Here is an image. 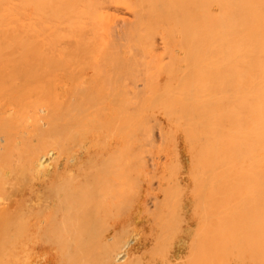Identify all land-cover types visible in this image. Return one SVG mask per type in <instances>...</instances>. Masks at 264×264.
Returning <instances> with one entry per match:
<instances>
[{"label": "bare ground", "instance_id": "obj_1", "mask_svg": "<svg viewBox=\"0 0 264 264\" xmlns=\"http://www.w3.org/2000/svg\"><path fill=\"white\" fill-rule=\"evenodd\" d=\"M2 1L5 2L6 5L5 3L2 4L1 3ZM28 1L24 2V4L30 7L31 2L30 1L28 2ZM12 2L13 0H5V1L0 0V3L2 4V6L0 5V13L3 14L2 11L6 10V6H7L8 10L4 11L6 12L5 15L7 14L9 16L13 15L14 17L15 14L11 15V13L13 12L14 9H16L15 7H19V5H21L20 3L21 1L18 3V6L16 5V2H15V5L13 2V7H12ZM8 3H10L9 5L11 6H8ZM28 3L29 5H27ZM46 3H47L46 6L48 7L47 9H49V10L46 9L47 11H49L47 12L48 14L46 16H49V17L51 16V18H53L52 16L54 15V19L55 18L57 19V20L52 19L54 21L52 22L54 23L53 27L56 26V28L54 30H51L52 29L51 28L47 32L51 30L54 33L56 32L58 27L62 26L61 28L65 27L66 28L65 30H70L69 27H72L71 28L72 32L76 34L75 36L73 34L74 36L73 37L71 36L72 32L70 33L69 31L67 32L64 31L65 33L63 34L67 36L66 38H64L63 36L64 41H66L68 37L70 38L73 37V41L70 42L71 39L68 38L66 42L68 41L69 42L64 43L62 45L60 43L59 45H57L58 43L54 44L55 41L53 40L51 42V44L52 43L53 44L51 45L49 41H47L49 39L44 38V40L47 42H46V45H44L43 50L45 49L44 51L45 54L48 53L49 55L44 54L46 57V60L44 62L42 61L44 63L43 64L44 69L42 65L41 69H43V71L40 69L41 72L39 71V73H41V75L38 73L40 75L38 76L39 77H41L42 75L47 76L46 74H48L50 71H51L49 73L50 75L53 74V72L54 74H56L55 72L60 69V71L57 72L60 75L59 77L58 76L57 77L62 78V80L60 79L62 82L58 78H56L58 79L57 80L58 83L59 82L62 83L61 86H60V83L58 85L55 84V87L56 85L60 86L59 89L62 90V92H56L57 91L55 90L56 88L54 89V91L57 93V94H54L56 95L55 96L56 98L53 95L54 91L49 92L50 94H52V95H49L48 91L45 92L44 90H42L45 92V95L48 94L49 96H51L53 101L55 98V101H56L55 103L57 104V107H59L58 104H60L61 108H59L60 109L59 113L58 114L56 113L57 115L56 121H54L55 119H52L51 117L53 114L52 112L54 110L53 108H56V106L52 105V103L50 105L49 103L51 99L50 100L47 99L49 97L45 95L44 96L47 98L45 97L43 98L46 101L44 104H43L44 100L42 101V104L40 103L42 99L40 101L39 99L42 97L39 96L40 98L38 97L39 99H37V101H39V104H40V105H37L39 107L34 108V106L33 107L30 106L35 109L33 110L29 108L30 110H32V112L28 110L26 106H24L25 104L29 102L23 103L24 104L22 105L23 107L22 106L20 107L17 95L15 97L16 103H14L15 94L13 95L14 100H12L11 99L12 94L9 95L8 93V95L10 96L8 97L10 98V100H12L11 103H14L13 105L14 107L11 106L12 104H8L10 100L7 99L8 100V101L6 100L7 103L4 99L3 100L5 102H2L3 100H0V132L5 130L4 132L7 133L8 135L9 132L6 131V129L9 127V125H11V123L16 122L15 125L18 124L17 125L18 127L16 126L15 128V125H14L12 126V128L13 129L15 128L14 129L15 131L16 129L21 128V130L18 129V132L16 131L17 136L22 138V139L19 138V140L24 142L23 146L28 147L30 150L29 151L27 148H25L27 150H23L22 152H20L21 150L19 151L18 147H16L18 146L17 143H16V146L14 147L12 142L13 143L16 142L14 139L16 136L14 137V135L12 134V133L15 134V131L13 129H11L13 131L11 132L10 130V132H11V138L13 136L14 141L9 140L7 135L5 136V133L4 134L2 133V135L4 136L0 134L1 135L0 140L1 138H4V137H7L8 139L7 140L6 138H4L2 140V143L0 144V148H2L0 149V232L1 231L4 232L5 229H9V228L11 229L10 226H12V223H14L13 221H15L14 219L11 221V218L13 217H15V219L16 218L20 219L21 221L20 223L22 225L21 226L22 227V233H21L22 237L20 239L21 241L17 240L18 244L20 242L19 246L14 244L10 246L0 247V257H3L2 259L4 263L9 264L8 260L11 259L12 257L15 258V254L14 256H12L13 252L19 249V251L22 250L23 252L22 251L21 252L24 253L25 255L26 259L25 258L24 259L26 260V262L25 261L24 262L26 264H137V263L139 264V262H143L144 264H146V262H149L150 264H155L154 260H156L157 257L160 258L161 256L160 253H162L160 251L163 250V247L165 246V245L162 246V244L160 243L157 245H154L156 241L159 240L160 242V240L162 241L165 240L163 241L164 244H167L166 245L167 247L170 245L168 248L164 247V251L167 252L168 251L167 249L171 248V246H173L172 243L175 242V241L170 242L172 241V238H173L172 235L175 236L176 234L175 231L178 228L179 229L181 228L179 230L180 233L177 231L178 238L175 239L177 236L174 238L177 241L176 243H174V246L172 247V249L171 250L169 249L170 250V253L168 252L169 255L167 256L168 253H166L167 257L165 258L166 260V262H164L165 264H196V263L197 264L199 263L200 264H203V263L212 264V262L214 261L213 259L215 258H216V263L214 261L213 264H217V260L221 256L223 258L221 257L220 259L223 262L218 260L220 264H225L226 262H228L226 264H230L233 262V261L231 262V260H234L232 258H235L238 261L240 257L244 256L243 255V252L245 253L244 249L248 251V253L246 252L247 253L246 257L249 254V257H248L249 259L244 257L240 259L238 263L244 264V262L247 260L248 262L246 261L247 262L246 264H264V0H47ZM2 7L4 8L2 9ZM9 7L13 8L11 9L12 11H10ZM9 11L11 13H9ZM38 13H40V10L38 11ZM30 14H33V13L31 12ZM1 17L2 16L0 15V18ZM7 17L8 16H6V20H7ZM28 18L30 19V17ZM2 19L3 17L1 18V20ZM85 20L87 22H84ZM49 21H51V19ZM82 23H87V24L91 23L92 27L89 26L90 32L86 31L88 30V28H86L84 31L80 30V29H83L81 27L82 26L84 27L85 25ZM87 24H86V27H88ZM74 25L76 27L78 26L77 27L78 29L76 27H73ZM74 28H76L77 30ZM79 30L80 32L77 33ZM141 31L145 33L143 34L142 37H140V35H142ZM5 32H6V29H5ZM59 32H61V30ZM86 32L87 34L89 33L88 35L90 36H88L87 34H84ZM97 33L99 34L98 36H96ZM46 34H47L46 36H50L49 33H46ZM61 34H58V36ZM77 34L78 35L82 34V36L81 35L78 36ZM137 35H138V40H140L141 43L138 40H134V39H137L135 38V36ZM13 36L15 35L13 34ZM75 37L76 39H74ZM95 37H98L99 40L98 38H96V44L94 43L95 41H93L94 43L93 44L94 46H93L91 43ZM10 43L12 44L14 43V41ZM25 43L27 42L25 41ZM91 48H94L92 49L93 51L91 50ZM62 56L64 58H66L67 56L68 58L67 60H69L68 62L70 63L72 62L71 65L73 63L75 64L80 63L81 66L79 65L77 67V69L79 70H76L75 64L72 65V68L73 66H75L73 69L70 68L71 65L70 67L66 65L69 67L70 70H68L67 69L68 67L66 66H64L65 67L64 68L62 66L63 65ZM118 56L119 57L122 56L123 58L121 57L120 59L118 58ZM20 57L22 58V54L19 56V59ZM47 57H50V60H48ZM71 57H72V60L77 59L78 61L75 60V62H73L72 60H70ZM30 58L27 59V61L30 60ZM16 61H17V57H16ZM27 61L26 62L24 61V62L27 63ZM6 62L9 65L11 63V62L9 63L8 60ZM20 62L22 63L23 61H20ZM20 62L18 64H20ZM36 63H35V66L38 65V64L36 65ZM48 64H50L51 68ZM57 64H58V69H56ZM140 64L141 66H139L140 67L139 68L138 65ZM157 64H158V67H157L158 70L156 68ZM4 65L5 64H1V66H4ZM23 65L25 64L22 63L21 67ZM39 65L41 67V64ZM142 65H145L148 68L146 69V67L144 66L145 67L144 68ZM33 66H34V63H33ZM35 66L34 67L29 66L31 67L30 70L32 69L31 71L34 72V74L32 73L34 77L31 75L30 73L31 71H29V74L27 71L28 75H26L25 78L22 77L21 74H19L21 76V80L23 81L20 80V76H16L19 78V80H17L18 83L16 84L17 85L20 83L25 84L27 77L29 79H27V82L25 85H27L28 83L30 84L31 81L33 83V81H35L33 80V78H35V76L37 75V71H35V68H37V70L39 68L38 66L37 67ZM135 66L138 67V70L135 69ZM80 67L83 70L80 69ZM86 67H88L87 73H88L89 68L90 70H94L93 72L92 71L89 72L90 76L86 74L89 76V77L86 76L87 80L83 78V76H85L83 75V73L85 74L84 69ZM129 67L130 69H128ZM132 67L134 68V70L132 69ZM141 67H143L142 71L139 70L141 69ZM11 68H9L10 72L13 73L14 75V73L17 70L14 68L16 71L13 69L15 72H12L13 70L11 71ZM123 68L124 70L128 69L127 71L129 70L131 71V72L129 71L131 74L123 71L125 72L124 74H126V77L128 74L130 75V76L128 75V78L130 79V81L128 78L124 77L125 80L128 79L126 83L127 82L130 83L134 80L133 82L135 84L133 82L132 83L135 86H133L134 88H130V90L132 89L130 91V90H127V88L130 87V84L124 85L125 87L127 86L126 89L125 88L122 89L120 85H118V87H120L122 91L119 88L118 89L120 91H118V89L117 90L115 89L118 93L115 94V96L111 94L112 96V99H111V97L109 96H110V93L112 92L107 91L109 90L108 87L110 86L111 83L117 84L119 78L121 80L124 79L122 78L123 76L121 73ZM5 69L6 71L8 70L7 68ZM62 69H64L65 71H62ZM131 69L133 70V72ZM116 70H118V74L117 72H115ZM21 71L23 72V69L21 70L20 68L18 70V73H20ZM144 71H145V74L143 73ZM5 72L4 73L0 72V74L2 73L0 77L3 76L5 78L6 77L5 75H10V74H6ZM136 72H138L139 75H141L140 73H142V77L141 76H140L141 78L137 77L138 73ZM18 73L16 72V74ZM133 74H135L134 78H131V75ZM30 75L32 76V78L30 77ZM114 75H116L117 77L119 76L118 79L115 78ZM11 77L12 76H10V78ZM39 77L37 80H39ZM53 78L51 79V81L53 80ZM6 79L2 78V80H4L2 82H5ZM45 79L48 80V77L47 78L45 77ZM113 79H114V82L112 81ZM116 79L117 81L115 82ZM161 79L164 80L162 81V84H163V85L161 84L162 86H166L167 88L168 85L166 83L170 85L168 86V89L166 88L163 89L160 86L159 90L161 92H163L165 89L166 90L163 93L159 92L160 94H158L157 97L154 95L158 99H160L161 97L160 99L161 102L160 101L158 102V100L153 99L154 96H151V95L155 91H156L155 94L158 93L157 84L159 83L158 81H160ZM9 80L11 82L12 78ZM42 81L45 82V80L43 79ZM124 81L122 80L123 83ZM136 82L140 83L141 85L139 84V87H138L137 86L138 83ZM13 84L15 85V83ZM152 84L153 86L155 85L157 88L153 89V87H151ZM0 85H1L0 87H2V85H5V83L4 84L1 83ZM38 85L39 84H37V87ZM51 85H49V87H51ZM76 86L80 88V91L78 89L74 90V88H77ZM7 87H10V85ZM11 87H12L11 90L14 91L15 88L13 87L15 86L11 85ZM18 87L19 85L16 88L18 89ZM114 87H109V88H110V91L112 90L113 93H116V91L112 89ZM19 88L21 90L24 89L26 91L30 90V89L27 90L28 88L22 89V86H20ZM89 88L97 90V92L99 91L98 93L99 96L101 97L103 96L104 99L100 97V99H102L100 103H102L103 101H106V99L108 101V98H110L113 103L111 102V100H109L110 102L108 101V105L106 104V107H104L103 105L105 104H103L102 108H100L98 107L100 103L99 105L98 103L95 104L94 99H92L90 103L92 104V101H94L93 103L97 105L96 106L97 108L95 107V105H93L94 107L92 106L93 107L92 108L91 104L88 102L90 99L88 98L87 100L86 96L84 97L86 92L88 93V91L86 90H88ZM150 88L153 89L152 91L153 93L152 94L150 93V96H148L147 93L149 90L151 91ZM20 89L18 90L17 93H20ZM50 89L49 91H51ZM33 90L34 89H32V91ZM126 90L128 94L125 93ZM76 91H78L79 93ZM101 92L105 96L100 95ZM120 92L126 94V98ZM23 93L24 91L22 92V94ZM95 94L96 93L94 92L93 93L94 97H95ZM120 94H122L123 96ZM162 94H165L166 99L162 98L164 97V95ZM129 95H131L130 97L131 99H133L132 104H136L137 107L139 106V103L137 104V102H140L142 98L144 99L145 97L146 98L153 97L151 100V103L153 104L154 103L153 100H155L154 105L156 104L155 107L153 108L159 109L160 107H162L161 116H163L164 114V117L166 120L165 122L166 126L169 127V129H170V126H172L171 127L172 129L176 126H177L176 127L177 129L179 126L182 128L180 132L182 131L181 133H183V137H185L184 141L189 139L188 141H186L188 143L185 142L186 144H188V147L184 143V141H182L190 151L188 158L190 157L191 158L189 160L192 162V160L193 159L196 160L197 157L200 159V160L197 159L198 162L194 161L195 163L194 166L190 165V168L192 166V169H189V170L197 169L195 170L196 171L195 176H194V173H192L193 176L190 174L191 177L189 175L187 176L192 178V180L194 177L193 181L196 182V184L198 183L197 185L196 184L194 185L193 184L194 182L191 181L194 187L195 186L199 187V182L202 181L205 178V176H206V179L204 180L206 181H202L203 185H202V182L200 183L202 188L210 184V186L209 187L207 186V188H204L205 190L203 189V191H201L202 189L201 187H200L201 189L199 188V190H197L198 192L201 191L200 194L202 196L196 193L197 192L195 190L196 187L195 188L190 187L191 193L193 190V192L196 191L195 193L198 194V196H196L195 198L194 197L191 198V201H192L191 203L189 202L186 195L185 197H182L180 195L182 193V189H184L182 188L184 184L183 177L181 176L182 171H180V167L178 166L179 167L178 176L176 175V177L173 175L174 173L171 172L172 169H173L172 171L174 170L176 171L177 163L179 165V162H178L179 160L177 159L178 156L176 154L177 152L172 151L173 149L175 150V147L173 148V146L175 145L171 146V148L173 149L170 148L171 149L170 151L173 152L171 153L172 155L174 153L176 154V155H173V158L178 160V161L175 160L177 163L173 162V159L171 160L172 157H168V154L167 156H165L164 154L163 155L168 159L170 158L167 162L172 161L173 163L169 162L168 164L165 161L166 163L162 165L164 162L163 161L161 162V164H159V158H157L156 156L157 154L155 155L157 162L154 160L155 157L149 156V158L145 159V157H148V156H145V153L147 155L148 153L145 152V149H144V146L146 147V145L144 144L146 140L142 142L144 146L142 148L139 147L140 149L138 148L139 151H141L140 154H143L142 152H144V155H143L144 159H143L142 164H141V161L138 162L139 160L137 159H142V158L141 157L138 158L135 155V154L137 155L139 154L136 152L137 148L135 149V147H133L134 149L133 151L131 149L132 145L131 146L128 145L126 141L127 139L125 138H129L127 136H129V133H131L130 135L131 137L129 138L130 141L133 139V136H134V138H136V141H137L135 142L140 145L141 144L140 141L144 140L143 138L146 135L145 139L149 141L148 144L147 143L146 144L149 146V143L152 144L153 142H156L157 139L159 140V138L157 137L162 136L163 129L161 126L162 123L159 122L157 118L155 117L151 118L147 114L148 119L147 118L145 119V117L140 119L139 115H137V113L139 112L138 111L136 112V110L133 111V113L134 112L135 113L133 114V119L131 118V122L129 120L128 122L130 123L128 122L126 123L128 118L131 117V115L128 116L129 111L127 112V114L125 112L127 111L126 109L127 103H131V100L128 97ZM2 96L5 97L4 95ZM25 96L26 95H24V97ZM93 96L88 95L87 97L94 98ZM119 96L121 98H125L126 100L123 101V99L121 100L118 99ZM75 97H77L78 100H75L77 99ZM79 97H80V101H79ZM114 97L115 98L117 97L118 99V100H115L117 103H119V105L117 106H115L117 103L113 101ZM30 98H32V96ZM84 98L87 100L85 103L86 104L88 103L87 105L90 104V107L89 106L87 107V105L81 102ZM127 98H129L130 102H128ZM148 98L145 100L148 101ZM100 99H97L96 101L99 102L98 100ZM137 99H140V100L138 101ZM25 100H23V102ZM74 100L76 101V103L78 102V104L74 103ZM163 100L165 103L168 104L167 106L164 102H162ZM165 100L169 102H166ZM120 102L122 103L120 104ZM35 103L34 104L31 103V105L33 104L36 106ZM114 103L115 105H112ZM160 103L161 105L164 104V106H161ZM82 104L83 106L85 105L84 108L82 107ZM110 104L111 106H109ZM147 105H149V107L151 106L150 104H147ZM157 105L159 107H157ZM49 106L50 107L54 106L52 107V111L49 108ZM79 106H81L82 108H80ZM143 106H140V108H142ZM145 107L147 109H150L146 105ZM163 107H164V110H163ZM130 108H132L133 110V107H130ZM146 108H144L143 110H145ZM48 110H49V113L51 112L50 118L48 117L49 116V113L47 112ZM138 110L140 111L142 109H138ZM124 112H125V115H124ZM159 112L157 113L158 115H159ZM45 113L48 119H50V121L54 123L47 122L48 121L47 117L43 115ZM145 113L146 112H144V115ZM135 114L137 115V117L135 116ZM139 114H142V112ZM38 115L43 120H45L47 123L41 120L44 123L42 124L39 120H37V122L38 123L40 122L41 124L39 123L37 126H35L37 124V122L35 121L36 119L39 118ZM45 117L46 119H44ZM137 118L139 119L140 122L141 121L142 122L140 123ZM27 120H29L30 123ZM17 121L21 122L22 125L20 126L19 122ZM136 123L137 125L140 123V126H138L140 129L138 128L137 129L142 130V131H138V133L144 132L140 134V135H144L143 138L142 136L141 138L138 137L139 141L137 140V136H136L137 132L134 131L135 130L134 127H137ZM28 124H32V126ZM33 126H35V128ZM128 127H130V129L132 130V131L128 130L130 131L129 133L126 131L127 129H129ZM106 128H107V131H105ZM123 128L124 129L127 128V129L124 130ZM51 129H52V133L51 131H49ZM102 129L105 131L104 133L106 135L104 133H102L101 135L107 141L103 140V138H101L103 141L100 139L98 140L97 139L98 136L96 137L95 134L94 136L92 135V130L93 131L98 130V132L99 131L101 132ZM19 130L21 133L20 135H18ZM56 130L58 132L57 137H55L57 133L56 134L53 133V132H56ZM168 130L167 132L169 134ZM176 130H173V133H171V135L174 134ZM48 131L49 133H51L50 136L54 135L55 138H59L60 136L59 139L62 138L63 141L60 140L61 141V144H60V141L54 138V141L55 140L56 141H55V144L53 145L55 146L57 143L56 145L57 149L55 150L56 153L54 152V154L56 155L55 157H52V154L49 155L50 157L47 158V162L48 160H51V161H49L48 163H43L40 161L42 157H45L43 156V153L41 157V152L43 150L41 149L42 150L41 152L40 150H38V152L40 153L37 152V148L36 149L34 148L33 149L34 151L31 150V148H33L36 145L34 144V146H32L31 140L34 139V137L36 139V137L40 136L39 137L40 138L39 141H40L42 140L41 137L45 133H46L45 136L47 140V137L49 136L47 135ZM122 131H126L127 136L125 135V138L123 135L124 132L122 133ZM67 132H68L67 136L69 135V132H70V135H72L71 133H73L74 135H77L78 133V135H80V137L77 136V138H81L80 140H78L79 143H77L80 148L84 145L85 146L87 145L85 144L86 142L85 139H88L87 141H89V145H91V146L88 145L90 148L87 147L89 149L88 150L85 149L83 151L80 148L69 146V148L67 149L66 148L68 147L67 145H70L67 143H66L67 145H65V147L63 146L62 148V144H65L63 143L64 141L67 142V140H70L69 141L70 143L71 141L73 142V138L71 140L70 135H69V139H66L68 137L66 138L63 137L64 134H65L64 136H66ZM106 132L107 133L109 132L110 138H109V135L107 138ZM132 134H135V135H132ZM176 134L174 136H176ZM121 135H123L124 139L121 138ZM164 136L166 137V135ZM169 136L170 134L166 138H169ZM163 137L162 139L160 137V140H162L161 142L165 141L163 140L165 137L164 138ZM170 138L167 139L166 142L168 140L171 141L172 139L174 143L176 142L174 140L175 137L172 139ZM49 139L52 140L53 138L50 137ZM96 139L97 141H94ZM19 140L17 141L19 142L18 144L21 146V142ZM8 141L9 143H11V145H13L11 146L12 148L13 147L17 148L14 150H18L19 153L9 151V148L11 147L7 148L8 149L7 151L5 147L10 146ZM122 141L125 142V145L129 146L128 148L130 150L126 146H125L126 148L123 149L124 145L120 146ZM48 142L50 143L53 141H48ZM161 142L158 141L157 143L162 144ZM6 143H8L9 145L6 146L7 145ZM4 144L5 146L3 147L2 145ZM46 145H49V144L46 143ZM139 145H137V147ZM162 145H161V148H162ZM29 146H31V148ZM148 146L146 147V149L147 148L149 149ZM183 147L184 146H181L182 149ZM22 148L23 147H21V149ZM43 148H46V147H43ZM156 148L158 147L155 146V149ZM50 149L52 148H49L48 151H50ZM141 149H144V151ZM152 149H154V146L152 147ZM176 150H177V147H176ZM198 150L200 151V153H202L201 150H203L204 154L203 153L202 154L204 156L199 154ZM170 151L168 150V152ZM34 152H36V154H40L39 157H36V154ZM134 152L136 153L134 154ZM156 152H158L157 149H156ZM193 152L194 153L196 152L197 156H196V153L194 154ZM32 153H34L35 156L34 154L32 155ZM47 153L49 154V152H46V154ZM198 154L200 155L201 158L199 157ZM169 156L171 155L169 154ZM13 158H15V160L16 158L17 159L24 158V160L27 159L26 161L22 160V163L26 162V164L23 165L22 163L18 162L20 165H23V167L20 168V166L18 167V164H17V168H16L15 164L17 162L9 164L10 160H13ZM18 160L21 161V159H18ZM199 162L201 164H199ZM187 163H190V162H187ZM167 164H168V167H167ZM171 164L172 165L174 164L175 167H173ZM196 164L197 165L199 164V166H202L204 169H201V168L200 169L204 170L205 172L198 170L199 167ZM138 165L140 167H138ZM195 165L197 168H193L195 167ZM8 166H10V168H8L9 170L7 169ZM11 166L15 168H11ZM166 168H169V169H166ZM218 169L219 171H217ZM222 169H224L223 170L224 172L220 171ZM228 169L230 170L228 171ZM165 170H167L166 171L167 174L169 173L168 176L166 177L163 172ZM199 171L204 173L203 176H202V173L200 174ZM225 171H227L228 173ZM189 172L190 171H188V174ZM196 173H198V175ZM217 173H218L217 175L218 177L220 176V174L225 175V177L224 176L221 178L219 177V179L217 177L215 179ZM226 175L228 178L226 177ZM172 177L173 178L175 177V180L173 179L172 181ZM201 177L203 178L202 180L200 181L198 180V182L195 180V179H201ZM208 177H209V180H207ZM165 178L167 179L165 180ZM223 178L224 179L231 178V179L229 180L226 179L227 181H225ZM212 179L213 180L215 179V181H212ZM217 179H218V183H214L217 181ZM164 180H165V186H164ZM167 180H170L169 181L170 183L167 182V184L169 183L168 185L170 187L173 186L172 183L173 184L175 183L178 186H175L174 184L173 186L174 190H170V187L166 185ZM221 180H223L224 183H222L223 181ZM210 181L213 182L212 184L214 186L215 184L217 185L216 186L217 189L215 188V191H213L214 186L211 184ZM225 183L227 184V186H225ZM228 183L231 184L232 187L228 185ZM234 184H237L236 185L237 187ZM224 186L226 189H229V190L227 191L225 188H222ZM234 186L237 188V190L234 189L236 190L234 193H233L234 190L233 191L231 190L233 193L231 194L232 195L235 194L232 198V195L228 193L231 192L230 189L234 188ZM239 186L241 190H242V187L245 186L243 187V189L245 190L244 191L245 193L243 192V190L242 192H240L241 190L238 189ZM19 187H21V191H19L21 194L18 192ZM173 187L171 188L173 189ZM177 187H179L178 189H180L181 193H178V192L176 193L175 190H177ZM218 189L221 190V192H218L217 191ZM207 190L208 191L211 190L210 194L209 192H207ZM167 191L169 192L171 191V192L168 193ZM238 191H239L240 196L245 195L246 191L248 192L245 195V196L247 195L248 196L247 197L244 196L246 198V201H245V198L241 197L242 199H244V203L241 200L240 196L236 195L237 194L236 192ZM172 192L176 193V195H174ZM190 192L188 190L189 194ZM215 192H217L218 194L223 192L224 194L218 195ZM16 193L20 194V195L18 194L19 198L22 196L21 201H19V199L16 198L18 197V195L15 197V199H17V201L20 202V205H17L16 200L13 199ZM165 193L167 194V196H165L166 195ZM171 193L173 194V196H175L173 197L175 199L181 196L180 201H177V199L174 200L170 198L169 196H171L170 195ZM240 193H244V194L241 195ZM160 195H161V198L163 197L164 199H166V197H168L169 200L166 199L164 201L165 202L167 201V202L162 203L163 199L161 200ZM211 195L215 197V199H212L213 197ZM223 195L224 197H226V199L225 198L221 199V196L223 197ZM229 195L231 196L232 199L229 198ZM200 197L203 200L204 198L206 199L207 197V200H204V201L201 200L200 202L199 200ZM238 197L240 198V200ZM216 198L217 199L219 198L220 201L222 200L224 201L220 202L218 200L217 203L215 204L214 202L215 200H217ZM237 199L238 201H242V204L241 202L236 203L235 200L237 201ZM229 200H230V203L228 202L229 204L228 205L226 201H229ZM168 201H170L173 204L175 202L176 204L178 203L177 205L172 204V207L174 206V208H176V209L173 208L174 209L173 212L171 210L172 209L171 203L169 204V207L168 205L163 206V204H168L169 203ZM205 201H206V204L208 203L206 206H205ZM211 202L215 204L214 206L216 208L214 206H211ZM201 203H202V207L204 208L206 207L205 209L200 207ZM221 203L223 205L225 204L224 206L227 209L223 213L221 212L222 206H223V205H220ZM230 204L232 205L239 204V207L241 204L240 208L236 206L240 209V211L236 212L238 208L236 209L235 207H232V205ZM226 205L232 207V209L234 208L233 209L234 212L230 207L227 208ZM207 206H208V209H207ZM165 207L166 208L168 207V209L170 208L169 210L171 211H169V214L165 213L168 210V209L166 210ZM209 207L213 210V212L211 211ZM163 208L165 210H163ZM177 208H178V211H177ZM217 209H219L221 216L217 215V213H219L217 212L218 211ZM228 209L229 210L231 209L232 211L230 212H233V213L229 212V215H228ZM175 210L179 213V216H181V221L179 222L180 223L179 225L181 227L177 223V221L180 220V217L177 216L178 213L176 215ZM223 210H225V208ZM163 211L165 215L167 216L171 215V217L169 216L171 219L165 216L164 214L163 215L160 214V213H163ZM203 211H206V213ZM210 211L212 213H210ZM170 212H172L173 214L175 213V214L174 215L172 213L170 214ZM225 212L227 213L228 216L226 215ZM124 213L126 214L125 216H124ZM201 213H205V214L208 213L209 216L211 214L212 218L209 217L210 219H207L208 215L204 214L207 220L206 221L204 218V215ZM224 214L226 215L227 218L225 217ZM230 214L232 215L235 214V215L234 217L231 215L232 216L231 217ZM214 215L220 218L222 217L224 218L220 219L221 221L218 220L219 222H217L218 217L217 218L215 217L216 218L215 220V218H213ZM164 216L165 218L167 217V219H165ZM173 216L175 217L177 216L176 217L177 220H175L176 218ZM157 217H162V220L165 219L164 222H162L161 220L162 222L161 224V222L155 221ZM178 217H179V220H178ZM228 217L230 219H228ZM173 218L174 220H172ZM231 218H234L235 221L234 219L231 220ZM211 219H214L213 220L214 222L212 221L214 226L211 225V221H210ZM224 219L226 221V226L225 227L223 226V228L225 229L221 228V224L223 225L225 224ZM168 220L172 222V224ZM203 220H205V223H207L206 225ZM222 220L224 221L223 223H222ZM228 220H231L230 222H232V224L236 222L235 223L236 228L234 227L235 224L232 225ZM10 221L12 223L11 225L9 224L10 226H8L7 224L10 223ZM201 221H203L204 225L202 224ZM227 221H228V224L229 223L231 224L229 228H227L228 227ZM167 222H168V226H166L167 228L165 227L166 229L161 230V226L162 225L164 226L165 223L167 225ZM208 222L210 224H208ZM157 223L159 226L157 225ZM174 223H176V226H174ZM200 223H201V226H200ZM237 223L239 224L237 225ZM14 224H16V222ZM216 224L218 225L216 226ZM132 225L134 227L138 225L141 226L140 227L141 230L138 232L140 233L142 231V235L140 236V238L138 237V234H133L135 231L137 232V230L131 228ZM209 225L211 228L209 227ZM219 225H220V229H219ZM156 227L158 228V231L160 229L162 233L163 231L167 232L166 230H168V232L165 234H162L160 232H158L159 234L157 233L162 239L159 236L158 237L160 239H158L157 236L155 237L156 231L154 234H152L153 233L152 231ZM171 227H176V228L178 227V228L177 229L174 228L175 229L174 231V229ZM199 227H202L203 229ZM208 227L210 228L209 230L212 232L211 235H210V232L208 234V231H209ZM226 228L228 230L224 231L226 230ZM232 228L234 230H237L239 228V231L241 232L240 233L241 236H238L239 238H236L235 240L233 239L235 236L237 237V235L239 234L237 232L239 231L237 232L233 231ZM10 229L8 230V232L10 231ZM215 229L220 230V231L222 229L223 232L222 231L218 232ZM201 230H202V233H199V231L201 232ZM229 230H232L233 232ZM11 231H13V229ZM169 231L171 232L173 231V233L170 234L171 232ZM215 231L218 233H221L223 236L217 233L216 235L215 233H213ZM3 232L0 233V239L2 238L1 240H3V236H4ZM226 232L227 233L229 232V235L224 234ZM231 233H234V234L237 233V235L232 236L233 234ZM8 234H6V236ZM205 234L207 236H205ZM242 234H244V236H242ZM13 235H16V234H13ZM224 235L228 237L226 238ZM6 236L4 237L6 238ZM16 236H12L11 238L15 237L16 239ZM167 236H170V238H168ZM201 236L203 239H205V242L203 241V239H201ZM214 236H216V238H214ZM231 236L233 237V239ZM240 237L242 238L244 237V239L242 240H245L246 245H247L246 248H245V245L243 244L244 241L242 242L243 246H240L241 248H239L238 246H234L235 241L236 240L239 241L241 239ZM221 238H225L223 239L225 244L224 242H222L223 240ZM228 238L231 239L232 242L234 241L233 245L230 244L232 249H234V247L237 249L238 247L239 248L238 252L243 251L241 255L240 253H238L239 258H236L237 256L236 257L233 256L237 253V251L236 253L235 252L233 253V250H232L233 255H230L231 252L229 251L231 249H230V245H228L230 242ZM167 239L168 240L170 239L169 245H168ZM206 239H208V241ZM220 239L222 243L219 241ZM5 240L6 239H4V241ZM211 240L214 242H212ZM162 241L161 243H163ZM210 242H212L213 244ZM215 242L216 244H214ZM218 242L220 246L218 245ZM200 243L201 245L204 243L203 245L205 247L203 246V249H200L202 247ZM226 243H228L227 244L228 246L226 245ZM210 244L212 246H210ZM153 245L155 246V248L153 247ZM158 246H161L162 248ZM146 247L147 248L153 247L154 250L157 249L156 250L157 252L154 251L153 249L152 250L149 249L150 253L149 251L144 250L145 253H147V256H149L150 259L152 260L147 259L145 260L146 262L140 261L142 257L146 255L144 254V251H143V249H146ZM211 247H213V249ZM224 247L226 249L229 247L228 251L225 250V253L223 252L225 249ZM158 248H159V252H158ZM221 248L222 249L224 248V249L223 251L220 252L219 250H221ZM141 249L143 253L142 251L140 252L144 254V255L141 254L142 257H140L139 253H136V251L139 252V250ZM205 249H209V250L205 251ZM154 252H156L155 254H157V256H155L154 254L153 256L151 255V253H154ZM216 253H219V254L221 253V256L218 257L219 254H217L218 255L217 256ZM225 254H229L230 257L232 256V258L230 259V263L227 260V257L229 255L225 256ZM137 255L141 259L138 258ZM200 255H202L203 257H201ZM213 255H214V258L212 259ZM154 256H155V259H153ZM161 257L163 260L164 256L162 255ZM207 257L208 259L210 258L209 259L210 261L208 259L205 260V258ZM224 258L226 259V262ZM160 259L158 260V262L157 261L156 262L159 263ZM243 259H245V261L241 262V260ZM137 260L139 262L136 263ZM148 260H150L151 262ZM162 260L160 261L159 264H164V263H161L163 262ZM200 260L203 261V263L200 262ZM3 261H1L0 263H2ZM17 261L18 260L16 259L15 261L16 264H17ZM237 261L234 262V264L237 263ZM143 263H140V264H143Z\"/></svg>", "mask_w": 264, "mask_h": 264}, {"label": "rangeland", "instance_id": "obj_2", "mask_svg": "<svg viewBox=\"0 0 264 264\" xmlns=\"http://www.w3.org/2000/svg\"><path fill=\"white\" fill-rule=\"evenodd\" d=\"M4 1H5V0H4ZM20 1H21V2H20ZM27 1H28V0H26V1H24V0H13L14 5H15V2H16V5H17V6H18V3H19V2L21 3V5H19L20 8L14 6V7L16 8V9H14V10H16V11H18V12L14 11V10H13L12 13L10 12V11H12L11 9H13V8H12V7H13V2H12V7H11V8L9 7V8H10L9 13H11V15H12V14H15L14 17H13V15H12V16H9L8 14L5 15L6 12H4V11L8 10V9H7V6H6V10L2 11L3 14L0 13V15L3 17L2 20H1L2 17L0 18V29H1V30H0V31H1V32H0V72H3V73H4V72L6 71L5 68H7V69H8L7 71H9V72L6 71L5 73H6V74H10V75H5V76H6L5 78H4L3 76L0 77V81H1V83H2V84L5 83V85H2V87H0V98L2 97L0 100H3V99H4L5 101H6L7 99L10 100V98H9L10 96H9V95L12 94L11 99H12V100L15 99V100H14V103H16V98H15V97H16V95H17V98H18V101H19L20 107H21L22 105H24L23 103L29 102V103L25 104L24 106H26V107L28 108V110H30V109L35 110L34 108L39 107V106H37V105H40V104H39V101H40L41 99H42V100H41L40 103L42 104V101L44 100L43 98H44L45 96L49 97V98H47V97H45V98H47V99H49V100H50V99L52 100L51 96H49V95H52V94H50L49 92L54 91L55 88H56L55 90H57L56 92H62V90L59 89V87H60L61 84H62V83H61V82H62V81H61L62 78H58L60 74L57 73V72L60 71V69H59L58 71L55 72L56 74H54V72H53V74L50 75L49 73H50L51 71L49 70L50 72H49L48 74H46L47 76L44 75L46 78L48 77V80H50V81H48L47 79H45V77H44L43 75H42L41 77H39V76L41 75V73H39V71L41 72V70L43 71V69H44V65H43L44 63H43V62L46 60L45 55L48 54V53L45 54V52H44L45 49L43 50V47H44V45H46V42H47V41H49V43L51 44L52 40L55 41L54 44H57V43H58L57 45H59V43H60L61 45L64 44V43H68L69 41H68V42H66V41H67L68 38H70V37H68L67 40L65 39L66 41H64V38H66L67 36H65V34H63V33L67 32V31H69V32L71 33V32H72V29H71L72 27H69L70 30H71V31H70V30H65V29H66L65 27H64V28H61L62 26L60 25L61 27H58L59 29L57 28L56 32L53 33V31H51V30H54V29L56 28V26L53 27V26H54V23H52V22H54V21L52 20V19H54V15L52 16L53 18H51V16H50V17H49V16H46V15L48 14L47 12H49V11H47V10H49V9H47L48 7L46 6V5H47V3H46L47 0H39V1L34 0V2H33V0H29V1L31 2V4H30L31 6H30V7L26 6V4H24V2H27ZM29 1H28V2H29ZM8 2H10V1H8ZM36 2H37V3H36ZM1 3L3 4V3H5V2L2 1ZM1 3H0V5L2 6ZM9 4H10V3H8V6H11V5H9ZM35 4H36V5H35ZM44 4H45V5H44ZM5 5H6V3H5ZM27 5H29V3H28ZM33 5H34V6H33ZM3 6H4V5H3ZM23 6H24V7H23ZM39 6L41 7L42 10L40 9ZM21 7H22V8H21ZM27 7H28V8H27ZM42 7H43V8H42ZM45 7H46V8H45ZM3 8H4V7H2V9H3ZM31 8H32V9H31ZM46 9H47V10H46ZM33 10H34V11H33ZM39 10H40V13H38ZM42 11H43V12H42ZM45 11H46V12H45ZM15 12H16L17 14H16ZM31 12H32L33 14H30ZM43 13H44V14H43ZM38 14H39V15H38ZM41 15H42V16H41ZM4 16H5V17H4ZM6 16H8V17H7V20H6ZM9 17H10V18H9ZM28 17H30V19H29ZM10 19H12V20H10ZM31 19H32V20H31ZM50 19H51V21H49ZM47 20H48V21H47ZM54 20H57V19L55 18ZM2 21H3V22H2ZM4 21H6V22H4ZM28 22H29V23H28ZM41 22H42V23H41ZM47 22H48V23H47ZM84 22H87V21L85 20ZM88 22H89V21H88ZM55 23H56V22H55ZM4 24H5V25H4ZM51 24H53V25H51ZM82 24H85V25H84L85 28L82 26L81 28H83V29H80V30H83V31H84L86 28H88V30H86V31H89V26H91V23H88V24H87V23H82ZM86 24L88 25V27H86ZM36 25H37V26H36ZM55 25H56V24H55ZM75 25H77V24H75ZM75 25H74L73 27H76ZM78 25H79V23H78ZM7 26H8V27H7ZM10 26H11V28H10ZM31 26H32V27H31ZM47 26H48V27H47ZM57 26H58V25H57ZM80 26H81V24H80ZM80 26H79V27H80ZM95 26H96V25H95ZM77 27H78V26H77ZM77 27H76V28H77ZM91 27H92V26H91ZM91 27H90V28H91ZM12 28H13V29H12ZM35 28H36V30H35ZM51 28H52V29H51ZM60 28H61V29H60ZM76 28H74V29H76ZM95 28H96V27H95ZM5 29H6V32H5ZM37 29H38V30H37ZM49 29H51L50 31H51L52 33H51L50 31L47 32ZM67 29H68V28H67ZM77 29H78V28H77ZM77 29H76V30H77ZM39 30L42 31V32H40ZM60 30H61V32H59ZM76 30H75V31H76ZM80 30H79L77 33H79ZM11 31H12V32H11ZM18 31H19V32H18ZM37 31H39V32H37ZM62 31H63V32H62ZM64 31H65V32H64ZM13 32H15V33H13ZM17 32H18V33H17ZM23 32H24V33H23ZM89 32H90V31H89ZM144 32H145V31H144ZM30 33H31V34H30ZM38 33H39V35H38ZM46 33H49L50 36H46V35H47ZM61 33H62V34H61ZM81 33H82V31H81ZM13 34H14L16 37L13 36ZM18 34H19V35H18ZM58 34H61L62 36H61V35L58 36ZM71 34H72L71 36H73V34H74V36H75L76 33H73V32H72ZM84 34H87V32L84 33ZM88 34H89V33H88ZM88 34H87V35H88ZM141 34H142V35H140V37H142L143 34H145V33H143V32L141 31ZM69 35H70V34H69ZM77 35H78V34H77ZM77 35H76V36H77ZM79 35L82 36V34H79ZM79 35H78V36H79ZM98 35H99V34L97 33L96 36H98ZM12 36H13V37H12ZM19 36H20V37H19ZM21 36H22V37H21ZM42 36H43V37H42ZM45 36H46V37H45ZM55 36H56V37H55ZM63 36H64V38H63ZM74 36H73V37H74ZM88 36H90V35H88ZM92 36H93V35H92ZM92 36H91V37H92ZM11 37H12V38H11ZM47 37H48V38H47ZM50 37H51V38H50ZM73 37L70 38L71 40L69 39L70 42L73 41ZM99 37H100V36H99ZM4 38H5V39H4ZM35 38H36V39H35ZM44 38H45V39H49V40L45 41ZM61 38H63V39H61ZM77 38H78V37H77ZM89 38H90V37H89ZM92 38H93V37H92ZM96 38H98V37H95L94 40H92V43H91L92 45H93L94 43L96 44ZM135 38H137V39H134V40H138V35L135 36ZM41 39H42V40H41ZM59 39H61V40L64 41V42H62V41L59 40ZM74 39H76V37H75ZM141 39H142V38H141ZM2 40H3V41H2ZM21 40H22L23 42H22ZM24 40H25L28 44L25 43ZM37 40H38V41H37ZM58 40H59V41H58ZM98 40H99V38H98ZM6 41H7V42H6ZM12 41H14V43L11 44L10 42H12ZM15 41H16V43H15ZM29 41H30V42H29ZM35 41H36V42H35ZM43 41H44V42H43ZM60 41H61L62 43H61ZM93 41H95V42L93 43ZM138 41L140 42V40H138ZM17 42H18V43H17ZM40 42H41V43H40ZM98 42H99V41H98ZM98 42H97V43H98ZM5 43L7 44V46H6ZM20 43H21V44H20ZM140 43H141V42H140ZM140 43H139V44H140ZM1 44H2V45H1ZM52 44H53V43H52ZM52 44H51V45H52ZM11 45H12V46H11ZM21 45H22V46H21ZM27 45H28V46H27ZM38 45H39V46H38ZM4 46H5V47H4ZM19 46H20V47H19ZM24 46H25V47H24ZM93 46H94V45H93ZM95 46H96V45H95ZM2 47H3V48H2ZM13 47H14V48H13ZM45 47H46V46H45ZM91 47H92V46H91ZM4 48H5L6 50H5ZM9 48H10V49H9ZM20 48H21V49H20ZM8 49H9V50H8ZM92 49H94V48H91V50H92ZM2 50H4V51H2ZM24 50H25V51H24ZM35 50H36V51H35ZM32 51H33L34 53H33ZM92 51H93V50H92ZM15 52H16V53H15ZM29 52H30V53H29ZM8 53H9V54H8ZM13 53H14V54H13ZM17 53H18V54H17ZM31 53H32V54H31ZM38 53H39V54H38ZM40 53H41V54H40ZM21 54H22V58H24L25 56H27V57L30 56V57H31V55H32L31 58L29 57V58H30V60H28L29 63H28V61H27V59H29V58H27V57H25L24 59H22V58L20 57V59H22V60L19 59V56H20ZM29 54H30V55H29ZM37 54H38L39 56H38ZM42 54H43V55H42ZM44 54H45V55H44ZM13 55H14V56H13ZM24 55H25V56H24ZM35 55H36L37 57H36ZM48 55H49V54H48ZM3 56H4V57H3ZM23 56H24V57H23ZM119 56H120V55H119ZM119 56H118V58L121 59L122 56H121V57H119ZM1 57H2V58H1ZM7 57H9V58H7ZM16 57H17V61H16ZM42 57H43V58H42ZM62 57H63V56H62ZM33 58H34V59H33ZM40 58H42V59H40ZM59 58H61V57H59ZM75 58H76V57H75ZM122 58H123V57H122ZM10 59H11V60H10ZM39 59H40V60H39ZM43 59H44V60H43ZM47 59L50 60V57H47ZM51 59H52V58H51ZM67 59H68L67 56H66V58L63 57V59H62V60H63V65L61 64L63 67L66 66V65H68V66L70 67V65H71L72 62H71V63L68 62L69 60H67ZM73 59H74V58H73ZM7 60H8L9 63L11 62L10 65H12V66H10L9 64H7V62H6ZM18 60H19V62H20V61H23L22 63L25 64V65H23V66L21 67L22 63L20 62L21 65L18 64V63H19ZM58 60H60V59H58ZM70 60H72V57L70 58ZM75 60H77V59H75ZM75 60H72V61L75 62ZM13 61H14V62H13ZM24 61H25V62L27 61V63H25ZM34 61H35V62H34ZM38 61L41 62V63H39ZM42 61H43V62H42ZM64 61H65V62H64ZM77 61H78V60H77ZM164 61H165V60H164ZM166 61H167V60H166ZM36 62H38V63H36ZM61 62H62V61H61ZM61 62H59V63H61ZM67 62H68L69 64H68ZM33 63H34V66H35V63H36V65H37V64H38V65L41 64V67H40V65H39V66L37 65V66L39 67L38 70H37V68H35V71H37V75L35 76L36 79L33 78V80H35L36 82L33 81V83H32V81H31V79H30L31 83H30V84L28 83L27 85H25L26 82H27V79H29V78L27 77V78H26V82H25V84H21L20 81H19V83H20L21 85H20V84H18V85H19V87L22 86V89H23V88H25V89L28 88L27 90H29V89H30V90H29V91H26V90H24V89L21 90L19 87H18V89H17L16 87H17L18 85H17L16 83H18L17 80H19V78L16 77V76H20L19 74H21V76L25 78L26 75L29 74V71L32 70V69L30 70V68H31V67H34V66H33ZM59 63H58V64H59ZM154 63H155V62H154ZM1 64H5V65H7V66H5V65H4V66H1ZM58 64H57V66H56V67H57L56 69H58ZM73 64H75V63H73ZM73 64H72V65H73ZM138 64H139V63H138ZM42 65H43V69H41V68H42ZM48 65L50 66V64H48ZM72 65H71V67H70L71 69H73V68L75 67V66H73V68H72ZM75 65H76V67H75L76 70H79V69H77V67H78L79 65L81 66V64L78 63V64H75ZM136 65H137V63H136ZM9 66H10V67H9ZM17 66H19V67L21 68V70L23 69V72L21 71L22 73H21V72L18 73V70H19L20 68L17 67ZM24 66H25V67H24ZM26 66H27V67H26ZM29 66H31V67H29ZM37 66H35V67H37ZM68 66H66V67H68ZM139 66H141V64L138 65V67H139ZM142 66L144 67L145 65H142ZM150 66H151V65H150ZM154 66H155V65H154ZM11 67H13V68H11ZM16 67H17V68H16ZM23 67H24V68H23ZM59 67H60V66H59ZM69 67L67 68L68 70H70ZM126 67H127V66H126ZM138 67L135 66V69L138 70ZM143 67H141V69H139V70L142 71ZM145 67H146V66H145ZM145 67H144V68H145ZM157 67H158V64H157L156 68H157ZM9 68H11V71L15 68L17 71H16L15 69H14V70H15L18 74H16V72L13 70L12 72H15L14 75H13V73L10 72V69H9ZM18 68H19V69H18ZM28 68H29V70H28ZM50 68H51V66H50ZM50 68H49V69H50ZM60 68H61V67H60ZM64 68H65V67H64ZM83 68H84V66H83ZM139 68H140V67H139ZM147 68H148V67H146V69H147ZM4 69H5V71H4ZM26 69H27V70H26ZM33 69H34V68H33ZM40 69H41V70H40ZM53 69H54V68H53ZM56 69H55V70H56ZM67 69H66V70H67ZM80 69H82V68L80 67ZM85 69H86V70H85ZM85 69H84L85 74L83 73V75H85V76H83V78H84L85 80H87V79H86V76L89 77V76H90L89 72H91V71L93 72L94 70H90V68H89L90 71L88 70V73H87V69H88V67H86ZM128 69H130V67H129ZM128 69H127V70H128ZM132 69L134 70L133 67H132ZM132 69H131V70H132ZM146 69H144V70H146ZM150 69H151V68H150ZM153 69H154V68H153ZM82 70H83V69H82ZM127 70H124V68L122 69V72H121V73H122V76H123V77L121 76L122 78L126 77V74H124L125 72H127V73H130V72H131L130 70H129L130 72L127 71ZM133 70H132V72H133ZM157 70H158V68H157ZM27 71H28V74H27ZM44 71H45V70H44ZM47 71H48V70H47ZM52 71H54V70H52ZM62 71H65V70L62 69ZM74 71H75V70H74ZM123 71H125V72H123ZM149 71H150V70H149ZM153 71H154V70H153ZM25 72H26V73H25ZM115 72H117V74H118V70H116ZM134 72H135V71H134ZM30 73H31V75L33 76L34 72L31 71ZM32 73H33V74H32ZM38 73H39L40 75H39ZM136 73H138V72H136ZM143 73L145 74V71H144ZM146 73H147V72H146ZM1 74H2V73H1ZM1 74H0V75H1ZM15 74H16V75H15ZM23 74H24V76H23ZM86 74H88L89 76L86 75ZM115 74H116V73H115ZM119 74H120V73H119ZM130 74H131V73H130ZM140 74H141V75H139V73H138L139 76L137 75V77H140V76L142 77V73H140ZM156 74H157V72H156ZM3 75H4V74H3ZM31 75H30V77L32 78ZM38 75H39V76H38ZM48 75H49V76H48ZM128 75H129V74H128ZM128 75H127L126 78H128ZM134 75H135V74L131 75V78H134ZM7 76H8L9 79L12 78V81H11V82H10V80L7 78ZM10 76H12V77L10 78ZM21 76H20V80H21ZM51 76H53V77L55 76V77L53 78V77H51ZM57 76H58V77H57ZM114 76H115V78H117V79H118V77H119V76L117 77L116 75H114ZM129 76H130V75H129ZM33 77H34V76H33ZM38 77H39V80L42 78L43 80H45V82L42 81V79H41L40 81L37 80ZM141 77H140V78H141ZM2 78H3V79H6V78H7V79L5 80V82H2V81H4V80H2ZM24 78H23V79H24ZM49 78H50V79H49ZM52 78H53V80L51 81ZM56 78H58L59 80L61 79V80H60L61 82H59V83H60V86H57L59 83H58V81H57L58 79H56ZM54 79H56V80H54ZM117 79L115 80V82L117 81ZM128 79H129V78H128ZM128 79H126V80H125V78L122 79L123 81L125 80L124 83H123L122 80L119 78L117 84H116V83H111V82H110L111 84H110L109 87H114V86L116 85L117 87L115 86L114 88H112V89H114V91H116L118 88L120 89V87H121L122 89H123V88L126 89L127 86L125 87L124 85H126V84H130V87H129V85H128L129 88H127V90H130V88H134L133 86H135V85H133V83H134L133 81H134V80L132 81L133 83H132V82H130V83L127 82V83H126V81H127ZM135 79H136V77H135ZM6 81H7V82H6ZM14 81H15V82H14ZM21 81H23V80H21ZM41 81H42V82H41ZM56 81H57V83H56ZM112 81L114 82V79H113ZM119 81H120V82H119ZM129 81H130V79H129ZM137 81H139V80H137ZM162 81H164V80L161 79L160 81H158V82H159L158 84L156 83V84L158 85V91H157L158 93L155 94L156 91H155L154 93L152 92L153 89H156V88H157L155 85L153 86V84H152L151 87H153V89L150 88L151 91H150V90L148 91V93H147L148 96H150V93H151V94L153 93L151 96H154V95H155V96L157 97L158 94L163 93L166 89H168V86H169L170 84L166 83V84L168 85L167 88H166V86H162V85H163V84H162ZM46 82H48L49 84L46 83ZM54 82H55V83H54ZM1 83H0V84H1ZM9 83H10V84H9ZM11 83H12V84H11ZM13 83H15V85H14ZM43 83L45 84V86H44ZM118 83H120V84H118ZM136 83H138V82H136ZM8 84L10 85V87H7V86H9ZM32 84H33V85H32ZM37 84H39V85H38L39 88L37 87ZM42 84H43V85H42ZM47 84H48V85H47ZM51 84H52V85H51ZM55 84H57L56 87H55ZM113 84H114V86H113ZM134 84H135V83H134ZM139 84H140V83H138V85H137L138 87H139ZM161 84H162V85H161ZM164 84H165V83H164ZM11 85H12V86H15V87H13V88H15L14 91L11 90V89H12ZM34 85H35V86H34ZM40 85H41V86H40ZM49 85H51V87H49ZM118 85H120V87H118ZM122 85H123V86H122ZM140 85H141V84H140ZM0 86H1V85H0ZM24 86H25V87H24ZM26 86H27V87H26ZM30 86H31V87H30ZM47 86H48V87H47ZM77 86H78V85H77ZM77 86H76V87H77ZM131 86H132V87H131ZM137 86H136V87H137ZM160 86H161L163 89H164V88H166V89H165L163 92H161V91L159 90V89H160ZM6 87H7V88H6ZM41 87H42V88H41ZM109 87H108L109 90H107V91L112 92V93H110V96H109V97H111V99H112L111 94H113V95L115 96V94H117L118 92L116 91V93H113L112 90L110 91V88H109ZM8 88H9V89H8ZM50 88H52L53 90L50 89ZM57 88H58V89H57ZM4 89H6V90H4ZM19 89H20V93H21V94H20V93H17ZM32 89H34V90L32 91ZM39 89H40V90H39ZM47 89H48V90H47ZM49 89H50L51 91H49ZM75 89H76V90L78 89V90L80 91V88H78V87H77V88H74V90H75ZM115 89H116V90H115ZM119 89H118V91L121 90V89H120V90H119ZM2 90H3V91H2ZM8 90H9V91H8ZM16 90H17V91H16ZM42 90H44L45 92L48 91V94H49V95H48V94L45 95V92L42 91ZM58 90H59V91H58ZM89 90H90V91H89ZM127 90H126V92H125L126 94H128V93H127ZM131 90H132V89H131ZM131 90H130V91H131ZM161 90H162V89H161ZM1 91H2V92H1ZM23 91H24V93L22 94ZM83 91H84V90H83ZM86 91H88V93L86 92V94H88V95H92V96H93V93H94V92L96 93V94H95V97L93 96L94 98H92V97H87L88 95H86V94L84 95V97L86 96V99H87V100H88V98L90 99V100L88 101L89 103H90V101H91L92 99H94L95 102L92 101V104L90 103V104H91V107H92L93 105H95L96 103H98V105H99L100 101H102V99H100L101 96H99V94H98L99 91L97 92V90L90 89V88H89L88 90H86ZM121 91H122V90H121ZM11 92H13V93H11ZM56 92L54 91V92H53V95H54V94H57ZM76 92H78V91H76ZM76 92H75V93H76ZM89 92H90V94H89ZM159 92H160V93H159ZM4 93H6L7 96H6V94H4ZM8 93H9V95H8ZM27 93H28V94H27ZM30 93H31V95H30ZM38 93H39V95H38ZM40 93H41V95H42V93H43V95L41 96ZM78 93H79V92H78ZM78 93H77V94H78ZM101 93H102V92H101ZM101 93H100V95H104L103 93H102V94H101ZM120 93H122V92H120ZM165 93H166V92H165ZM14 94H15V96H14V99H13V95H14ZM32 94H33V95H32ZM34 94H35V95H34ZM36 94H37V96H36ZM77 94H76V95H77ZM122 94H123V95L125 96V98H126V94H124V93H122ZM122 94H120V95H122ZM2 95H4L5 97H3ZM19 95H20V97H19ZM24 95H26V96L24 97ZM44 95H45V96H44ZM123 95H122V96H123ZM162 95H164V97H162V98H165V94H162ZM8 96H9V97H8ZM31 96H32V98H30ZM33 96H34V97H33ZM35 96H36L37 98H36ZM39 96L42 97V98H40ZM55 96H56V95H54V97H55ZM104 96H105V95H104ZM130 96H131V95H129L128 97L130 98L131 103H127V106H126L127 111H125V112H126V114H127V112L129 111V112H128V116L131 115V117L128 118V120L126 121V123H127L129 120H130V122H131V118L133 119V114L135 113V112L133 113V111H135V110H136V112L138 111L139 113L142 112V114L137 113V115H139V118H140V119H142V118H144V117H145V119H146V118H147V114H148V116H150L151 118H152V117H155V118L158 119L159 122L162 123L161 126H162V129H163V132H162L163 134H162V136H160L161 139H162V137H163L164 135H166V137H168V135L170 134L169 138L171 137L170 139H172V138L175 137L174 140L176 141L175 143H176L177 145L174 143L173 139H172L171 141L168 140V141H167L168 143H167L166 140L169 139V138H166V137L164 136V137H165V138L163 137V138H164L163 140H165L164 142H161L162 140H160V137H157V138H159V140H158V139H157V140H158L159 142H161L162 144H164V145H162V144H160V143H157L158 141L156 140V142H153L152 144L149 143V146H148L147 144H148L149 141H148L147 139H145V136H146V135H145V136H144V135H140V134H142V133H144V132H139V133H138V131H142V130H138V129H140L138 126H140V123L142 122V121L140 122L138 118H137V119H138V121H139L140 123H139L138 125H137V123H136L137 127H134V129H135L134 131H136L137 134H136L135 132H134V133H135L136 136H137V140H138L139 138H141V136H142V138H143V136H144V138H143L144 140H141V139H140V140H141L140 142H141V144H142V142H144V141L146 140L144 144L146 145V147L148 146L149 149H148V148L146 149V147L144 146V144H142V145L140 144V145H139L138 143H136L137 141H136V138H134V136H133V139L131 138L132 140L130 141L129 138L131 137V136H130L131 133H129V132L132 131V130L130 129V127H128L129 129L126 128L127 130L123 128L124 130H126V131L129 133V136L126 135V131H122V133L124 132V133H123L124 138H125V135H126L127 137H129V138H125V139H127V140H126V141H127V144L130 145V146L132 145V148H131V147H130V148H131L133 151H134L133 147H135V149L137 148V151H136V150H135V151H136L137 153H139V154H138V155L135 154L136 152H134V154H135L138 158H140V157L142 158V159H137V157H136V159L139 160L138 162L141 161V164H142L143 159H144V156H143V155H144V152H142L143 154H140L141 151H139V149H140L139 147L142 148L143 146H144L145 152L148 153V155L145 153V156H148V157H145V159H146V158H149V156H150V157H155L154 160L156 161V160H157V159H156V156H157V158H159V164H161V162L164 161L163 164H162V165H164V163H166V162L170 159V158L168 159V158L165 157V156H167V154H168V157H172L171 160L173 159V162H176V161L179 160V161H178V162H179V165H178V163L176 162V163H177V164H176V171H175V170L172 171V170H173V169H172L171 172L174 173L173 175H174L175 177H176V175L178 176V169H179V167H180V171H182L181 176L183 177V183H184L183 186H182V188H184V189H182V193H181L180 189H178L179 187H177V190H175V191H176V193H177V192H178V193H181L180 195H181L182 197H185V195H186L187 198H188V200H189V202L191 203V202H192V201H191V198H192V197L195 198L196 196H198V194L201 195L200 192L203 191L204 188H207V186L209 187L210 184H208L206 187L203 186L204 188H202V186H201L200 183H201L202 181H206V180H204V179H206V176L204 175V176H205L204 179H203L202 177H201V179H195L197 182H198V180L200 181V180L203 179L202 181L199 182V187L197 186V187H198V188H197V187L195 186V187L197 188V189H196V188L193 186V184L195 185L196 182L193 181V180H194V177H193V180H192V178H190V177H191L190 174L192 175V173H194V176H195V172H196L195 170H197V169H195V170H194V169H193V170H189V169H192V166H191V168H190V165H193V166H194V164H195L194 161H195V162H198L197 159H198V160H200V159L197 157L196 160H194L193 157H195V156H193V157H192L193 160L191 159L193 163L189 160V159L191 158V157L188 158V155H189L190 151H189V149L187 148V147H188V144H186V143H188V142H186V141H188L189 139L186 140V141H184V140H185V137H183V133H181L182 131L180 132V130H182V128H181L180 126H179L180 129H179V127H178V129H177V128H176L177 126L174 127V125H173V127H174L175 129H174V128L172 129V128H171L172 126L168 125V126H170V129H171V130L169 129V127L166 126V123H165L166 120H165L164 114H163V116H161V115H162V113H161V110H162L161 108H162V107H160L159 109H158V108H157V109L153 108V107H155V105H156V104L154 105L155 100H158V102H159V101L161 102V100H160L161 97H160V99L156 98L155 96H154V98H153V97H149V98L147 97V98H148V101H149L150 103H149L148 101L145 100V99H147L146 97H145L144 99L142 98L143 100L140 98V99L142 100V102H141L140 99H137L138 101L140 100V102H137V104L139 103V106H138L139 108H138V107L136 106V104H132V100H133V99H131ZM145 96H146V95H145ZM159 96H161V95H159ZM6 97H8V98H6ZM21 97H22L23 99H22ZM28 97H29V98H28ZM38 97H39L40 99H39ZM54 97H53V98H54ZM96 97H97V99H100V100H98L99 102L96 101V100H97ZM5 98H6V99H5ZM55 98H56V97H55ZM55 98H54V101L52 100L53 102H52L51 100H50V103L48 102L50 105H51V103H52V105H55V106H56V108H53L54 110H53V112H52L53 114H52V116H51L52 119H55L54 121H56V116H57L56 113L58 114V113H59V110H60L59 108H61V107H60V104H58L59 107H57V104L55 103V102H56V101H55ZM75 98H77V97H75ZM75 98H74V99H75ZM101 98H103V96H102ZM105 98H106V97H105ZM125 98H121L120 96L118 97V99H120V100L123 99V101L126 100ZM129 98H127L128 102H130V101H129ZM152 98L155 99V100H153V101H154L153 104L151 103ZM169 98H170V97H169ZM21 99H22V100H21ZM25 99H26V100H25ZM29 99H30L31 102L29 101ZM31 99H32L33 101H32ZM35 99H36V100H35ZM37 99H39V101H37ZM47 99H46V100H47ZM86 99L84 98V99L81 101V102H83L85 105L88 104V103H87V104L85 103V102L87 101ZM95 99H96V100H95ZM103 99H104V98H103ZM111 99L108 98V101L111 100ZM118 99H117V97H116V98L114 97L113 101L118 100ZM165 99H166V98H165ZM4 100H3L2 102H5ZM8 100H7V101H8ZM12 100H10V102H9L8 104H12L11 106L14 107V106H13L14 103H11ZM23 100H25V101L23 102ZM49 100H48V101H49ZM75 100H78V98L75 99ZM75 100H74V103H76ZM168 100H169V99H168ZM7 101H6V103H7ZM79 101H80V97H79ZM106 101H107V99H106ZM106 101H103L102 103H100V105H99L98 107L102 108V105H103V104H105V105H103V106L106 107V104L108 105V101H107V102H106ZM123 101H122V102H123ZM165 101H166V102H169L170 100H169V101L165 100ZM21 102H22V104H21ZM35 102H36V103H35ZM37 102H38V103H37ZM45 102H46V101L44 100V101H43V104H44ZM93 102H94L95 104H94ZM109 102H110V101H109ZM111 102H112V100H111ZM122 102H120V104H121ZM134 102H135V100H134ZM134 102H133V103H134ZM156 102H157V101H156ZM158 102H157V103H158ZM162 102H164V100H163ZM31 103H33V104L35 103L36 106L33 105V104L31 105ZM112 103H113V102H112ZM115 103H117V102L115 101ZM115 103L112 104V105H115ZM164 103H165V102H164ZM19 104H17V105H19ZM76 104H78V102H77ZM80 104H81V103H80ZM90 104L87 105V107H88V106L90 107ZM123 104H124V103H123ZM128 104H129V105H128ZM140 104H141V105H140ZM147 104H150L151 106L149 107V105H147ZM158 104H159V103H158ZM165 104H166V106L168 105L167 103H165ZM170 104H171V103H170ZM170 104H169V105H170ZM15 105H16V104H15ZM27 105H28V106H27ZM85 105H84V106H85ZM117 105H119V103H117L115 106H117ZM125 105H126V103H125ZM132 105H134V106H132ZM143 105H144V106H143ZM145 105L148 106L150 109H147V108L145 107ZM160 105H161V103H160ZM30 106H32V107L34 106V108H32V107H30ZM76 106H77V105H76ZM76 106H75V107H76ZM84 106H83V104H82V107H83V108H84ZM96 106H97V105H95V107H96ZM109 106H111V104H110ZM128 106H129V107H128ZM135 106H136V108H135ZM140 106H143V107L146 108L147 110H146V109L143 110L144 108H143V107L140 108ZM161 106H164V104H162ZM166 106H165V107H166ZM17 107H18V106H17ZM22 107H23V106H22ZM26 107H25V108H26ZM52 107H54V106H52ZM52 107L49 106V108L51 109V111H52ZM77 107H78V106H77ZM79 107L82 108L81 106H79ZM93 107H94V106H93ZM93 107H92V108H93ZM121 107H122V106H121ZM123 107H124V106H123ZM130 107H133V110H132V108H130ZM157 107H159V106L157 105ZM27 108H26V109H27ZM29 108H30V109H29ZM49 108H48V109H49ZM92 108H90V109H92ZM96 108H97V107H96ZM124 108H125V107H124ZM124 108H123V109H124ZM128 108H129V109H128ZM168 108H169V106H168ZM55 109H56V110H55ZM57 109H58V110H57ZM138 109H142L143 111L140 110V111H141V112H140ZM153 109H155V110H153ZM94 110H95V109H94ZM121 110H122V109H121ZM124 110H125V109H124ZM159 110H160V112H159ZM163 110H164V107H163ZM165 110H166V108H165ZM30 111L32 112V110H30ZM56 111H57V112H56ZM122 111H123V110H122ZM131 111H132V112H131ZM47 112L49 113V110H48ZM60 112H61V111H60ZM62 112H63V110H62ZM125 112H124V115H125ZM144 112H146L145 115H144ZM158 112H159V115L157 114ZM131 113H132V114H131ZM160 113H161V114H160ZM164 113H165V112H164ZM171 113H172V112H171ZM50 114H51V112L49 113V116H48L49 118H50ZM122 114H123V113H122ZM43 115L46 116V113L43 114ZM47 115H48V114H47ZM61 115H62V113H61ZM137 115L135 114L136 117H137ZM141 115H142V116H141ZM128 116H126V117H128ZM165 116H166V115H165ZM38 117H39V118L36 119L35 122H37V120H39L42 124H44L43 121L46 122V121L43 120L39 115H38ZM46 117H47V116H46ZM46 117H45L44 119H46ZM48 117H47V120H48L47 122H51L50 119H48ZM122 117H123V116H122ZM136 117H134V118H136ZM150 117H149V118H150ZM40 118H41V119H40ZM162 118H163V119H162ZM52 119H51V120H52ZM147 119H148V118H147ZM33 120H35V119H33ZM41 120H43V121H41ZM143 120H144V119H143ZM27 121L30 123L29 120H27ZM31 121H32V120H31ZM144 121H145V120H144ZM17 122H19V121H17ZM28 122H27V123H28ZM35 122H34V124H35ZM40 122H39V123H40ZM47 122H46V123H47ZM130 122H128V123H130ZM15 123H16V122H13V123H11V125L8 124V125H9V127L7 128L8 130L6 129V131L9 132L8 135H7V133L4 132L5 130L2 131V129H1L2 132H0V134L2 135V133H3V134L5 133V136L7 135L8 139L11 140V141H14V139H15L16 142H14V143L12 142V144H13L14 147H15V146H16V143H17L18 146H16V147H18V150H19V151L21 150L20 152H22L23 150H27V149L29 150L28 147L23 146V143H24V142L21 141V140H19V138H20V139H22V138L19 137V136H17L16 131L18 132V129L21 130V128H18V129H16V131H15L14 129H15L16 126L18 125V124L15 125ZM22 123H23V121H22ZM39 123L37 122V124H36L35 126H37ZM41 123H40V124H41ZM51 123H54V122H51ZM126 123H125V124H126ZM19 124H20V126L22 125L21 122H19ZM32 124H33V122H32ZM32 124H28V125H31V126H32ZM14 125H15V128L13 129L12 126H14ZM127 125H128V124H127ZM20 126H19V127H20ZM31 126H29V127H31ZM35 126H33V127L35 128ZM125 126H126V125H125ZM125 126H124V127H125ZM134 126H135V125H134ZM17 127H18V126H17ZM144 127H145V126H144ZM146 127H147V125H146ZM132 128H133V127H132ZM137 128H138V129H137ZM11 129H13V130L15 131V134H16V135H15L14 133H12V134L14 135V137L16 136L14 139H13V136H12V138H11V132L13 131V130H11ZM103 129H105V128H103ZM103 129H102L101 132L99 131L100 133L98 132L99 129H98V130H94V131L92 130V135L94 136V134H95L96 137L98 136V138H97L98 140H99V139L102 140L101 138H103V136H102L101 134L104 133L105 131H107V128H106L105 131H104ZM136 129H137V130H136ZM168 129H169V130H168ZM176 129H177V130H176ZM10 130H11V132H10ZM20 130H19V134H18V135L21 134V133H20ZM128 130H130V131H128ZM167 130L169 131V134H168ZM173 130H176V131L174 132V134L171 135V133H173ZM49 131H51V133H52V129L49 130ZM49 131L47 132V133H48L47 135L50 136L51 133H49ZM54 131H55V130H54ZM82 131H83V130H82ZM44 132H46V131H44ZM93 132H94V133H93ZM95 132H96L97 134H96ZM53 133H55V134L57 133V135H56L55 137L58 136V132H57V130H56V132H53ZM106 133H107V132H106ZM122 133H121V134H122ZM132 133H133V132H132ZM166 133H167V134H166ZM176 133H177V134H176ZM42 134H43V133H42ZM45 134H46V133H45ZM45 134H43V136L41 135V136H42V137H41L42 140H40V141H39V139H40L39 137H40V136L36 137V139L38 138L37 140H36L35 137H34L35 140L32 139V140H31L32 144H31V143H30V144H31L32 146H34V144H36V145H35L36 147H35V146H34L33 148H31V146H29V147L31 148V150H33L34 148H35V149L37 148V152H38V150H40V152L43 150V151L41 152V157H42V153H43V156H45L46 158H45V157H42V158L40 159V161L43 162V163H48L49 161H51V160H48V162H47V158L50 157L49 155L52 154V157H55V155H56V154H54V152H55V150L57 149V146H56L57 143H56L55 146L53 145V144H55V141H56V140L54 141V138H55L54 135H53V136H50V137L53 138L52 140L49 139V138H50L49 136H48L49 138L47 137V140H48V141H53V142H50V143H49V142L46 140V136H45ZM61 134H62V133H61ZM61 134H60V135H61ZM67 134H68V132L66 133V136H64V135H65V134H64L63 137H65V138L68 137V138H66V139H69L70 132H69V135H68V136H67ZM71 134H72V135H70V138H71V140H72V138H73V142L71 141V143H70V142H69L70 140H67V142L64 141L63 143H65V144H62V148H63V146L65 147V145H67V144H70V145H67V146H68V147H66L67 149L69 148V146H73V147H76V148H80L79 145L77 144V143H79L78 140L81 139V138H77V136L80 137V135H78V133H77V135H74L73 133H71ZM104 134H105V133H104ZM104 134H103V135H104ZM135 134H132V135H135ZM175 134H176V136H174ZM1 135H0V136H1ZM105 135H106V134H105ZM108 135H109V138H110V134H109V132L107 133V138H108ZM123 135H121V138H123ZM179 135H180V136H179ZM2 136H4V135H2ZM136 136H135V137H136ZM184 136H185V134H184ZM7 137H4V138L7 139ZM61 137H62V136H61ZM99 137H100V138H99ZM138 137H139V138H138ZM181 137H183V138H181ZM4 138H1V140H0V141H1L0 144L2 143V140H3ZM10 138H11V139H10ZM16 138H17V139H16ZM59 138H60V136H59ZM59 138H55V139H57L58 141H60V140L63 141L62 138H61V139H59ZM124 138H123V139H124ZM8 139H7V140H8ZM43 139H44V140H43ZM66 139H65V140H66ZM97 139L94 140V141H97ZM17 140H19V141L21 142V146L18 144L19 142H18ZM33 140H34V141H33ZM45 140H46V141H45ZM87 140H88V139H85V141H86L85 144H87V145H86V146L84 145V146H82V147L80 148V149L83 150V151H84L85 149L88 150V149L90 148L89 146H91V145H89V141H87ZM103 140L107 141L105 138H103ZM103 140H102V141H103ZM128 140H129V141H128ZM133 140H134V141H133ZM178 140H180V141H178ZM11 141H10V142H11ZM38 141H39V142H38ZM61 141H60V144H61ZM120 141H121V139H120ZM135 141H136V142H135ZM138 141H139V140H138ZM182 141H184V143L186 142L185 144L187 145V147H186V145H185ZM36 142H37V143H36ZM129 142H130V144H129ZM133 142H134V143H133ZM140 142H139V143H140ZM165 142H166L167 144H166ZM169 142H170V143H169ZM171 142H172V143H171ZM181 142H182L183 145L181 144ZM8 143H9V141H8ZM8 143H6V144H7L6 146H8L9 144H10V146L5 147L6 149L9 148V147H11V146H13V145H11V143H9V144H8ZM46 143L49 144L50 146H49V145H46ZM51 143H52V144H51ZM66 143H67V144H66ZM95 143H96V142H95ZM135 143H136V144H135ZM146 143H147V144H146ZM154 143L157 144V145H155ZM178 143H179V144H178ZM76 144H77L78 146H77ZM158 144H159L160 146H159ZM168 144H169V145H168ZM51 145H52V146H51ZM88 145H89V146H88ZM123 145H124V146H123ZM137 145H139V146L137 147ZM161 145H162V148H161ZM172 145H175V146H173V148L175 147V150H176V147H177V150H176V151H175L173 148H171ZM179 145H180V146H179ZM2 146L4 147L5 144L2 145ZM2 146H1V147H2ZM39 146H40V147H39ZM59 146H60V145H59ZM120 146H123V149L126 148V147H127V148L129 147V146L125 145V142H123V141L121 142V145H120ZM125 146H126V147H125ZM153 146H154V149H152ZM155 146L159 148V149L156 148V149L158 150V152H156ZM166 146H167V147H166ZM181 146H184L183 149L181 148ZM14 147H13V148H12V147L9 148V151H13V152H16V153L18 152V153H19L18 150H14V149H17V148H14ZM19 147H20V148H19ZM21 147H23L24 149H23V148L21 149ZM43 147H46V148H43ZM87 147H89V148H87ZM93 147H94V146H93ZM93 147H92V148H93ZM185 147H186V148H185ZM25 148H27V149H25ZM39 148H40V149H39ZM49 148H52V149H50V151H48ZM54 148H55V149H54ZM58 148H60V147H58ZM66 148H64V149H66ZM138 148H139V149H138ZM150 148H151V150H150ZM163 148H164V149H163ZM165 148H166V149H165ZM167 148H169V149H167ZM170 148L173 149V150H172L173 152H177L176 154H177L178 157H177V156H176V157H177L178 160H176L175 158H173V155H176V154L174 153V154L172 155L171 153H173V152L170 151V150H171ZM180 148H181V149H180ZM0 149H2V148H0ZM41 149H42V150H41ZM45 149H46V151H45ZM128 149H129V148H128ZM144 149H141V150L144 151ZM161 149H162V150H161ZM187 149H188V151H187ZM129 150H130V149H129ZM149 150H150V151H149ZM159 150H161V151H159ZM163 150H165V151H163ZM168 150H169L170 152H168ZM179 150H180V151H179ZM183 150H184V151H183ZM5 151H6V150H5ZM7 151H8V149H7ZM29 151H30V150H29ZM33 151H34V150H33ZM133 151H132V152H133ZM201 151H202V153L204 154L203 150H201ZM40 152H38V153H40ZM46 152H49V154H48V153L46 154ZM167 152H168V153H167ZM183 152H184V153H183ZM34 153L36 154V152H34ZM34 153H32V155H33ZM55 153H56V152H55ZM149 153H150V154H149ZM153 153H154V154H153ZM180 153H181V154H180ZM185 153H186V154H185ZM193 153H194V152H193ZM195 153H196V152H195ZM195 153H194V154H195ZM198 153L201 154L202 156H204L202 153H200L199 150H198ZM35 154H34V156H35ZM132 154H133V153H132ZM152 154H153V156H152ZM156 154H157V155H156ZM163 154H164L165 156H164ZM169 154H170L171 156H169ZM194 154H192V155H194ZM199 154H198V155H199ZM37 155H38V156H37ZM39 155H40V154H36V157H39ZM155 155H156V156H155ZM179 155H180V156H179ZM183 155H184V156H183ZM196 156H197V153H196ZM164 157H165V158H164ZM199 157H200V155H199ZM183 158H184V159H183ZM185 158H186V159H185ZM200 158H201V157H200ZM18 159H21V161L18 160ZM18 159L16 158V160H17V161H16L15 158H13V160H15V161L10 160L11 163L9 162V164H12V163H16V162H17V163L15 164V167H16V168H17V164H18V167H19V166H20V168L23 167V165L26 164V162H25V163H22V160H24V158H18ZM26 160H27V159H25L24 161H26ZM45 160H46V161H45ZM160 160H161V161H160ZM175 160H176V161H175ZM203 160H204V159H203ZM203 160H202V161H203ZM24 161H23V162H24ZM165 161H166V162H165ZM182 161H183V162H182ZM185 161H186V162H185ZM18 162H19V163H22L23 165H20ZM135 162H136V161H135ZM156 162H157V161H156ZM169 162H170V161H169ZM169 162H167V163L169 164ZM171 162H172V161H171ZM171 162H170V163H171ZM173 162H172V163H173ZM187 162H190V163H187ZM136 163H137V162H136ZM185 163H186V164H185ZM191 163H192V164H191ZM202 163H203V162H202ZM138 164H139V163H138ZM168 164H167V167H168ZM174 164H175V163H174ZM174 164H173V165L171 164V165H172L173 167H175ZM199 164H201V163L199 162ZM199 164H198V165L196 164V165L199 167L198 170L204 169L202 166H199ZM13 165H14V164H13ZM186 165H187V166H186ZM196 165H195V167H193V168H197ZM202 165H203V164H202ZM178 166H179V167H178ZM15 167L11 166V168H15ZM138 167H140V166L138 165ZM164 167H165V166H164ZM8 168H10V166H8L7 169H8ZM169 168H170V167H169ZM169 168H166V169H169ZM200 168H201V169H200ZM170 169H171V168H170ZM220 169H221V168H220ZM8 170H9V169H8ZM223 170H224V169H222V170H220V171H223ZM226 170H227V169H226ZM229 170H230V169H228V171H229ZM166 171H167V170L163 171L164 174H165V177L168 176V174H169V173L167 174ZM188 171H190L191 173L189 172V174H188ZM192 171H193V172H192ZM201 171L205 172L204 170H201ZM217 171H219V169H218ZM169 172H170V170H169ZM199 172H200V171H199ZM203 172H200V174L202 173V176H203V174H204ZM223 172H224V171H223ZM223 172H222V173H223ZM225 172H227V171H225ZM176 173H177V174H176ZM218 173H219V172H218ZM218 173L216 174L215 179L218 177V176H217ZM227 173H228V172H227ZM183 174H184V175H183ZM196 174L198 175V173H196ZM170 175H172V174H170ZM187 175H189L190 177H188ZM221 175H222V174H220V176H219L220 178L223 177V176L225 177V175H222V176H221ZM227 175H228V174H227ZM227 175H226V177H227ZM229 175H230V174H229ZM192 176H193V175H192ZM170 177H171V176H170ZM170 177H169V178H170ZM175 177H174V178L172 177V181H173V179L175 180ZM196 177H197V176H196ZM199 177H200V176H199ZM219 177H218V179H219ZM230 177H231V176H230ZM227 178H228V177H227ZM227 178H225V179L223 178V179H224L225 181L231 179V178H229V179H227ZM166 179H167V178H165V180H166ZM215 179H214V180L212 179V181H215ZM218 179H217V181L214 182V183H218ZM226 179H227V180H226ZM165 180H164V186H165ZM170 180H171V179H170ZM170 180H167V181H166V185H168V184L170 183V182H169ZM207 180H209V177L207 178ZM210 180H211V179H210ZM191 181H193L194 183L192 184ZM212 181H210L211 184L213 183ZM221 181H223V180H221ZM221 181H220V182H221ZM167 182H169V183L167 184ZM231 182H232V181H231ZM206 183H207V182H206ZM206 183H205V184H206ZM222 183H224V181H223ZM233 183H234V182H233ZM174 184H175V183H174ZM174 184L172 183L173 186H174ZM191 184H192V185H191ZM197 184H198V183H197ZM197 184H196V185H197ZM202 185H203V182H202ZM212 185H213V184H212ZM222 185H223V184H222ZM222 185H220V186H222ZM228 185H230V186L232 187L231 184L228 183ZM234 185L236 186L237 184H234ZM240 185H242V184H240ZM243 185H244V184H243ZM173 186H171V187H173ZM175 186H178V185L175 184ZM213 186H214V185H213ZM213 186H211V187H213ZM216 186H217V185L215 184V186L213 187L214 190H213V189H211V190L215 191ZM218 186H219V184H218ZM225 186H227L226 183H225ZM225 186L222 187V188H225ZM235 186H234V188L230 189V191H231V190L233 191L234 189L237 190V188H236L237 186H236V187H235ZM166 187H167V186H166ZM168 187H170V186L168 185ZM168 187H167V188H168ZM171 187H170V190H174V187H173V189H172ZM185 187H186V188H185ZM190 187H191V188L194 187L196 191L199 190L200 187H201L202 189L200 188V189H201L200 192H198V191H197V192H196V191L193 192V190H192V193H191V192H190V189H191ZM228 187H229V186H228ZM243 187H245V186H243ZM243 187H242V190H243V192H244L245 190L243 189ZM19 188H20V190H19ZM19 188H18V192L21 191V187H19ZM194 188H193V189H194ZM222 188H221V190H222ZM175 189H176V187H175ZM209 189H210V188H209ZM216 189H217V188H216ZM219 189H220V188H219ZM219 189H218L217 191H218V192H221V190H219ZM225 189H226V188H225ZM238 189L241 190V189H240V186L238 187ZM245 189H246V188H245ZM166 190H167V189H166ZM168 190H169V189H168ZM188 190H189L190 194L188 193ZM204 190H205V189H204ZM211 190H209V191L207 190V192H209V194H210V191H211ZM226 190L228 191L229 189H226ZM236 190H234L233 193H234ZM242 190H241L240 192H242ZM247 190H248V189H247ZM232 191L229 192V193L227 192V193H228V194H231ZM167 192L170 193L171 191H170V192L167 191ZM167 192H166V193H167ZM195 192L198 193V194H196ZM19 193H20V192H19ZM19 193H16L13 199H15V197H16ZM166 193H165V194H166ZM168 193H167V194H168ZM172 193H173V192H172ZM172 193L170 194L171 196H169V195H168V196H169L170 198L174 199V200L177 199V201H180L181 196L177 195V196H179V197H177V198L175 199V198H173V197H175V196H173V194L176 195V193H173V194H172ZM185 193H186V194H185ZM193 193H194V194H193ZM205 193H206V191H205ZM211 193H212V192H211ZM215 193H217V192H215ZM233 193H232V194H233ZM236 193H237L236 195L238 196V195H239V191L236 192ZM244 193H245V192H244ZM244 193H240V194L242 195V194H244ZM247 193H248V192L246 191V194H247ZM20 194H21V193H20ZM20 194H19V195H20ZM165 194H164V195H165ZM167 194H166L165 196H167ZM202 194H203V193H202ZM217 194H218V193H217ZM217 194H216V195H217ZM220 194H224V193L222 192V193H220ZM220 194H218V195H220ZM232 194H231V195H232ZM246 194H245V195H246ZM19 195H18V197H16V198L19 199V201H21V200H22V199H21L22 196L19 198ZM164 195H163V196H164ZM191 195H192V196H191ZM194 195H195V196H194ZM216 195H215V196H216ZM225 195H226V193H225ZM234 195H235V194H234ZM234 195H232V198H233ZM245 195H242V196L239 195V196H240V198H241V197L245 198V197L248 196V195H247V196H245ZM165 196H164V197H165ZM201 196H202V195H201ZM211 196H212V195H211ZM244 196H245V197H244ZM212 197H213V196H212ZM216 197H217V196H216ZM227 197H228V196H227ZM160 198H161V195H160ZM223 198L226 199V197H224V195H223V197L221 196V199H223ZM229 198H231L230 195H229ZM232 198H231V199H232ZM235 198H236V197H235ZM238 198H239V197H238ZM240 198H239V200H240ZM17 199H15V200H16V203H17V205H20V202L17 201ZM162 199H163L162 203H166L167 201H166V202L164 201V200H166V199L169 200L168 197H166V199H164V198L162 197L161 200H162ZM172 199H170V200H172ZM212 199H215V197H213ZM216 199H217V198H216ZM15 200H14V201H15ZM174 200H172V201H174ZM199 200H200V202H201V200H202V201L207 200V197H206V199L204 198V200L201 199V197H200ZM208 200H209V199H208ZM218 200H219V198H218L217 200H215L214 203L216 204ZM233 200H234V199H233ZM233 200H232V201H233ZM241 200H242L243 203H244V199L241 198ZM14 201H13V202H14ZM210 201H211V200H210ZM213 201H214V200H213ZM219 201H220V200H219ZM222 201H224V200H222ZM222 201H220V202H222ZM237 201H238V199H237ZM237 201L235 200L236 203L241 202V204H242V201H238V202H237ZM245 201H246V198H245ZM168 202H169L168 204H163V206L168 205V207H169V204H170L171 202H170V201H168ZM220 202H218V203H220ZM228 202L230 203V200H229V201H226L227 204H228ZM233 202H234V201H233ZM202 203H204V202H202ZM202 203L200 204V205H201L200 207H201V208H204V207H202ZM212 203H213V202H211V206H214L215 204L213 203V205H212ZM172 204H173V203H171V207H172ZM174 204H176V202H175ZM174 204H173V205H174ZM177 204H178V203H177ZM177 204H176V205H177ZM207 204H208V203H207ZM207 204H206V201H205V206H206ZM209 204H210V202H209ZM241 204H240V207H241ZM176 205H175V206H176ZM217 205H218V204H217ZM220 205H223V204L221 203ZM224 205H225V204H224ZM224 205H223V206H224ZM228 205H229V204H228ZM230 205H232V204H230ZM218 206H219V205H218ZM223 206H222V210H221L222 213H223L224 211L227 210L226 207H225V206L223 207ZM226 206H227V205H226ZM236 206L239 207V204H238V205H237V204L232 205V207H235V208L237 209L238 207H236ZM168 207H167V208L165 207L166 210L168 209ZM214 207H215V206H214ZM228 207H230V206H227V208H228ZM232 207H230V208L232 209ZM240 207H239V208H240ZM173 208H174V206H173L172 209H171L172 212H173L174 209H176V208H174V209H173ZM205 208H206V207H205ZM205 208H204V209H205ZM209 208H210V207H209ZM215 208H216V207H215ZM217 208H218V207H217ZM220 208H221V206H220ZM224 208H225V210H223ZM239 208H238V209H239ZM169 209H170V208H169ZM169 209L165 212L166 214H169V211H171V210H169ZM204 209H203V210H204ZM207 209H208V206H207ZM207 209H206V210H207ZM210 209H211V208H210ZM231 209H230V210L228 209V215H229V212L232 211L234 208H233L232 210H231ZM238 209H237V211H236V210H235V211H236V212H239L240 209H239V210H238ZM124 210H125V209H124ZM163 210H165V209L163 208ZM215 210H216V209H215ZM215 210H214V211H215ZM217 210H218L217 212H219V213H217V215H218V216H221V215H220V211H219V209H217ZM175 211H176V210H175ZM175 211H174V212H175ZM177 211H178V208H177ZM177 211H176V215H177V213H178ZM201 211H202V209H201ZM207 211H208V210H207ZM211 211L213 212L212 209H211ZM211 211H210V213H212ZM167 212H168V213H167ZM172 212H170V214H171ZM203 212L206 213V211H203ZM233 212H234V210H233ZM233 212H230V213H233ZM205 213H201V214L204 215ZM222 213H221V214H222ZM225 213H226V212H225ZM126 214H127V212H126ZM126 214L124 213V216H125ZM160 214L163 215V214H164V211H163V213H160ZM172 214H173V213H172ZM174 214H175V213H174ZM174 214H173V215H174ZM215 214H216V213H215ZM164 215H165V214H164ZM205 215H208L207 219H210L209 217L212 216L211 214H210V216H209L208 213L205 214ZM205 215H204V218H205ZM224 215H225V214H224ZM224 215H223V216H224ZM226 215H227V213H226ZM226 215H225V217H226ZM228 215H227V216H228ZM231 215H232V214H230V216H231ZM234 215H235V214H233L232 216L234 217ZM159 216H161V215H159ZM165 216H167V215H165ZM165 216H164V218H165ZM169 216L171 217V215H168L167 217H169ZM177 216H179V213H178ZM177 216H176V217H177ZM218 216H215V215H214L213 218H215V217L217 218ZM232 216H231V217H232ZM162 217H163V216H162ZM162 217H157L155 221H157V222H158V221L161 222ZM167 217H166L165 219H167ZM170 217H169V218H170ZM173 217H175V216H173ZM176 217H175V218H176ZM179 217H180V220H179ZM179 217H178V220H179V221H177L178 225L180 224L179 222L181 221V216H179ZM235 217H237V216H235ZM158 218H159L160 220H159ZM202 218H203V217H202ZM204 218H203V219H204ZM211 218H212V217H211ZM216 218H215V220H216ZM222 218H224V217H222ZM222 218L218 217V218H217V222L221 221L220 219H222ZM226 218H227V217H226ZM13 219L15 220V221H13V222H14V223L16 222V224H14V223L11 222ZM157 219H158V220H157ZM165 219H163L162 222H164ZM170 219H171V218H170ZM170 219H169V220H170ZM228 219H230V218L228 217ZM233 219H234V218H231V220H233ZM239 219H240V218H239ZM239 219H238V220H239ZM18 220H19V221H18ZM169 220H168V221H169ZM172 220H174V218H173ZM175 220H177V218H176ZM205 220H206V218H205ZM205 220H203L204 223H205ZM213 220H214V219H211L210 221H211V225L214 226V224H213L214 221H213ZM218 220H219V221H218ZM231 220H228V221L230 222ZM11 221H10V223L7 224L8 226H10L11 223H12V226H10L11 229L8 227V228L10 229V231L8 232L9 229H5L4 232H3V231L0 232V233L3 232V233H4V234H3L4 236H6V234L9 233V234L6 236V238L3 236V240H1L2 238L0 239V241H1L2 243L4 242L3 244L0 242V244H2V245H0V247H2V246H3V247H5V246H10V245H14V244L17 245V246H19V244H20V242H19V244H18V241H19V240L21 239V237H22V236H21V233H22V227H21V226H22V225H21V223H20L21 221H20V219H18V218L15 219V217L11 218ZM203 221H201L202 224H203ZM206 221H207V220H206ZM212 221H213V222H212ZM224 221H225V219H224ZM224 221L222 220V223H223ZM228 221H227V224H228ZM234 221H235V219H234ZM162 222H161V224H162ZM169 222H170V221H169ZM174 222H175V221H174ZM170 223L172 224V222H170ZM220 223H221V222H220ZM230 223L232 224V222H230ZM230 223H229V224H230ZM235 223H236V222H235ZM235 223H233V224H235ZM9 224H10V225H9ZM161 224H160V226H161ZM206 224H207V223H205V225H206ZM208 224H210V223L208 222ZM229 224H228V227H227V228H229V226H231V224H230V225H229ZM233 224H232V225H233ZM238 224H239V223H237V225H238ZM157 225H158V223H157ZM178 225H177V226H178ZM203 225H204V224H203ZM203 225H202V226H203ZM217 225H218V224H216V226H217ZM13 226H14V228H13ZM138 226H139V227H138ZM138 226L134 227V226L132 225L131 228L137 230V232L135 231L133 234H138V237L140 238V236L142 235V231H141L140 233H138V232L141 230V228H140L141 226H140V225H138ZM158 226H159V225H158ZM166 226H168V222H167V225H166V223H165L164 226H163V225L161 226V230H162V229H163V230L166 229V228H167ZM169 226H170V224H169ZM174 226H176V223H174ZM179 226H180V225H179ZM179 226H178V227H179ZM200 226H201V223H200ZM223 226H224V227L226 226V221H225V224H224V225L221 224V228H223ZM235 226H236V224L234 225V227H235ZM19 227H20V228H19ZM165 227H166V228H165ZM178 227H177V228H178ZM180 227H181V226H180ZM203 227H204V226H203ZM206 227H207V226H206ZM209 227H210V225H209ZM209 227H208V230L211 228V227H210V228H209ZM232 227H233V226H232ZM234 227H233V228H234ZM168 228H169V227H168ZM171 228L174 229V228H176V227H171ZM177 228H176V229H177ZM199 228L203 229L202 227H199ZM213 228H214V227H213ZM216 228H217V227H216ZM227 228H226V230H224V231H227V230H228ZM233 228H232V229H233ZM235 228H236V227H235ZM12 229H13V231H11ZM14 229H15V230H14ZM180 229H181V228H180ZM180 229L178 228L176 231H175V229H174V231H175L176 234H175V236L172 235V236H173L172 241H170V239H169V240L167 239L168 245L170 244V242H174V241H175L174 243H176L177 240H175V239L178 238L177 231L180 233V231H179ZM219 229H220V225H219ZM223 229H225V228H223ZM199 230H200V229H199ZM206 230H207V229H206ZM206 230H205V231H206ZM208 230H207V231H208ZM213 230H214V229H213ZM215 230H217V229H215ZM5 231H7V232H5ZM14 231H15V232H14ZM155 231H156V235H155V237H156V236H157V237L159 236V235H158V234H159L158 232L162 233V232L160 231V229H159V231H158V228H157V227L152 231V232H153L152 234H154ZM166 231L168 232V230H166ZM207 231H206V232H207ZM217 231H218V232H221V231L223 232L222 229H221V231H220V230H217ZM229 231H232V230H229ZM233 231H236V232H237V231H239V228H238L237 230H234V229H233ZM233 231H232V232H233ZM167 232H164V231H163L162 234H165V233H167ZM169 232H171V231H169ZM209 232H210V235H211L212 232L209 230V231H208V234H209ZM218 232L215 231V232H213V233H215V234L217 233V234L223 236L221 233H218ZM12 233H13V234H16L17 236H16V235H13ZM157 233H158V234H157ZM172 233H173V231H172L170 234H172ZM199 233H202V230H201V232L199 231ZM203 233H204V231H203ZM237 233H239V234L237 235ZM237 233H235V234H234V233H231V234H233L232 236L237 235V237L235 236L234 239H233V237L231 236L233 240H235L236 238H239L238 236H241V234H240L241 232H240V231L237 232ZM10 234H11L12 236H16V239H15V237L11 238L12 236H11ZM139 234H140V235H139ZM217 234H216V235H217ZM224 234L229 235V232H228V233L226 232V233H224ZM160 235H161V234H160ZM199 235H201V234H199ZM219 235H218V236H219ZM8 236H9V238H8ZM163 236H164V235H163ZM170 236H171V235H170ZM170 236H167V237L170 238ZM176 236H177V237H176ZM205 236H207V235L205 234ZM212 236H213V235H212ZM224 236H225V235H224ZM242 236H244V234H242ZM1 237H2V235H1ZM159 237H160V236H159ZM159 237H158V239L161 238V237H160V238H159ZM175 237H176V238H175ZM208 237H209V235H208ZM219 237H220V236H219ZM219 237H218V238H219ZM225 237H226V236H225ZM227 237H228V236H227ZM227 237H226V238H227ZM165 238H166V237H165ZM165 238H163V239H165ZM174 238H175V239H174ZM214 238H216V236H214ZM240 238H241L240 240L244 239V237H243V238L240 237ZM4 239H6V240L4 241ZM13 239H14V240H13ZM156 239H157V238H156ZM161 239H162V238H161ZM201 239H203L202 236H201ZM201 239H200V241H201ZM208 239H209V238H208ZM208 239H206V240L208 241ZM211 239H212V238H211ZM221 239L223 240V239H225V238H221ZM221 239L219 240L220 242H221ZM228 239H229V238H228ZM10 240H11V242H10ZM17 240H18V241H17ZM209 240H210V239H209ZM226 240H227V239H226ZM240 240H239V241L236 240L234 246H238L239 248H241L240 246H243V245H242V242L244 241L243 244L245 245V248H246L247 245H246L245 240H242V241H240ZM12 241H13V242H12ZM20 241H21V240H20ZM161 241H162V240H160V242H159V240L156 241V243H155L154 245H157V244L160 243V244H162V246L165 245L164 247H167V246H166L167 244H164V242H163V241H165V240L162 241L163 243H161ZM169 241H170V242H169ZM203 241L205 242V239H203ZM211 241H212V240H211ZM227 241H228V240H227ZM229 241L232 242L231 239H229ZM229 241H228V242H229ZM7 242H8V243H7ZM15 242H16V243H15ZM157 242H158V243H157ZM167 242H165V243H167ZM212 242H214V241H212ZM212 242H210V243H212ZM222 242H224V240H223ZM222 242H221V243H222ZM230 242H229V244L226 243V245H227V244H228V245H230V244L233 245V244H234V243H233L234 241H233L232 243H230ZM237 242H238V243H237ZM174 243H172L173 246H174ZM206 243H207V242H206ZM5 244H7V245H5ZM203 244H204V243H203ZM203 244L201 245V243H200V245L202 246L200 249H203V246H204ZM212 244H213V243H212ZM214 244H216V242H215ZM224 244H225V242H224ZM236 244H238V245H236ZM240 244H241V245H240ZM154 245H153V247L155 248ZM207 245H208V244H207ZM207 245H206V247H207ZM218 245H219V242H218ZM218 245H217V246H218ZM221 245H222V244H221ZM228 245H227V246H228ZM231 245H230V249H231V250L229 251V252H231V254H230V253H229V254H230V255H233V254H232V250H233V253H234V252L236 253V251H237V253H236L235 255H233V256H234V257L237 256L236 258H239V254H238V253H240V255H241V253H242L243 251L238 252V251H239V248L237 247L238 250H237L235 247H234V249H232V248H231ZM169 246H170V245H169ZM169 246H168V247H169ZM173 246H171V248H169V249L171 250ZM210 246H212V245L210 244ZM219 246H220V245H219ZM227 246H226V247H227ZM153 247H152V248H151V247H150V248H149V247H148V248L146 247V249H143V251H144V250L149 251V249H151V250L153 249V250H154ZM156 247H157V246H156ZM158 247H161V246H158ZM164 247H163V250L160 249V250H161L160 252H162V253H160L161 256H162V255L164 256L163 260H162V257H161L160 255H158V256H160L161 259H160L159 257H157L158 259L156 258V260H154V261H155V264H159L161 260L163 261V262H161V263L166 262L165 258L169 255L170 250L167 249L168 251L166 250L167 252H165V251H164ZM168 247H167V248H168ZM204 247H205V246H204ZM208 247H209V246H208ZM221 247H222V246H221ZM161 248H162V247H161ZM211 248L213 249V247H211ZM218 248H219V247H218ZM224 248H225V247H224ZM224 248H223V249H224ZM228 248H229V247H228ZM228 248H227V249L225 248L224 251H223V249L221 248V250H219V251H220V252L223 251V252L225 253V250L228 251ZM216 249H217V248H216ZM235 249H236V250H235ZM247 249H248V248H247ZM156 250H157V249H155L154 251H156ZM207 250H209V249H205V251H207ZM241 250H242V249H241ZM21 251H22V250L19 251V249H18V250H16L15 252H13L12 256H14V254H15V258H13L12 256H10V257H12V258L8 260V261H9V264H16V262H15L16 259L18 260V261H17V264H26V263H25V262H26V260H25V259H26V258H25V255H24V253H22L23 251H22V252H21ZM140 251H142V249L139 250V252L136 251V253H139L140 257H142V255L146 254V255H144V257H142V259L137 255L138 258L141 259L140 261H144V262H146L145 260L150 259V257L147 256V253H145V251H144V254H142L143 251H142V253H141ZM147 251H146V252H147ZM163 251H164V253H163ZM199 251H200V250H199ZM210 251H211V250H210ZM215 251H216V250H215ZM215 251H214V252H215ZM227 251H226V253H227ZM244 251H245V253L243 252V255H244V256L242 255L243 257H240V259H242V258H244V257L247 258V259H249V258H248V257H249V254H248L247 257H246V254L248 253V251L245 250V249H244ZM19 252H20V254H19ZM151 252H152V251H151ZM156 252H157V251H156ZM156 252L151 253V255L153 256V254H154L155 256H157V254H155ZM158 252H159V248H158ZM168 252H169V253H168ZM201 252H202V251H201ZM246 252H247V253H246ZM149 253H150V251H149ZM166 253H168L167 256H166ZM190 253H192V252H190ZM204 253H206V252H204ZM204 253H202V254H204ZM208 253H209V252H208ZM210 253H211V252H210ZM141 254H142V255H141ZM193 254H194V252H193ZM213 254H214V253H213ZM217 254H219V253H216V255H217ZM229 254H225V256H227V255H229ZM216 255H215V256H216ZM230 255L227 257V260L229 261V263H230V259L232 258V256L230 257ZM20 256H21V257H20ZM146 256H147V257H146ZM152 256H151V257H152ZM155 256H154L153 259H155ZM191 256H192V255H191ZM193 256H194V255H193ZM200 256L203 257L202 255H200ZM207 256H208V254H207ZM210 256H211V255H210ZM217 256H218V255H217ZM220 256H221V253L219 254L218 257H220ZM223 256H224V255H223ZM10 257H9V258H10ZM145 257H146V259H145ZM218 257H217V259H218ZM221 257H222V256H221ZM221 257H220V258H221ZM2 258H3V257H0V262L3 261ZM24 258H25V259H24ZM196 258H197V257H196ZM213 258H214V255L212 256V259H213ZM220 258H219L218 260L222 261ZM222 258H223V257H222ZM228 258H229V259H228ZM1 259H2V260H1ZM20 259H21V260H20ZM159 259H160V261H159V263H157ZM192 259H193V258H192ZM200 259H202V258H200ZM206 259H208V257L205 258V260H206ZM209 259H210V258H209ZM209 259H208V260H209ZM212 259H211V260H212ZM232 259H234V260H231V262L233 261L232 263L234 264V262H236L237 260H236L235 258H232ZM240 259H239L238 261H240ZM138 260H139V259H138ZM138 260L136 261V263L139 262ZM150 260H152V259H150ZM150 260H148V261H150ZM194 260H195V259H194ZM202 260H204V259H202ZM213 260H214L215 263H216V258L213 259ZM218 260H217V264L219 263ZM224 260H225V262H226V259H225V258H224ZM235 260H236V261H235ZM22 261H23V262L25 261V262L23 263ZM154 261H153V263H154ZM156 261H157V262H156ZM198 261H199V260H198ZM209 261H210V260H209ZM214 261H213V262H214ZM238 261H237V263H238ZM242 261L244 262L245 259L241 260V262H242ZM246 261H247V260H246ZM246 261L244 262V264H246V263L248 262V261H247V262H246ZM14 262H15V263H14ZM150 262H151V261H150ZM191 262H192V261H191ZM200 262L203 263V261H201V260H200ZM204 262H205V261H204ZM211 262H212V261H211ZM211 262H209V263H211ZM213 262H212V264H213ZM222 262H223V261H222ZM222 262H221V263H222ZM2 263H4V261H3ZM2 263H0V264H2ZM140 263H143V262H139V264H140ZM147 263L150 264L149 262H146V264H147ZM195 263H196V262H195ZM198 263H199V262H198ZM226 263H228V262H226ZM226 263H225V264H226ZM232 263H230V264H232ZM237 263H235V264H237ZM4 264H5V263H4ZM137 264H138V263H137ZM143 264H144V263H143ZM164 264H165V263H164ZM196 264H197V263H196ZM199 264H200V263H199ZM203 264H207V263H203ZM219 264H220V263H219ZM238 264H241V263H238Z\"/></svg>", "mask_w": 264, "mask_h": 264}]
</instances>
